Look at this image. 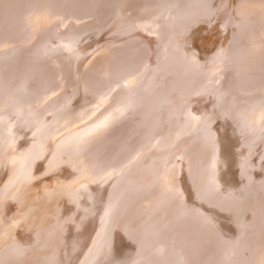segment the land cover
I'll return each instance as SVG.
<instances>
[{
	"label": "rangeland",
	"instance_id": "1",
	"mask_svg": "<svg viewBox=\"0 0 264 264\" xmlns=\"http://www.w3.org/2000/svg\"><path fill=\"white\" fill-rule=\"evenodd\" d=\"M5 1V2H4ZM13 1V2H12ZM23 4H22V2ZM33 2V3H30ZM28 0V1H24V0H0V20L1 22L3 23H0L2 25H0V33L4 32L5 31H10L11 32H8V33H5L3 34V36L5 35L6 37H3L1 34L0 36H2L0 38V73H4V74H0V76H4V77H0V121L1 120H9L8 118H10V120H12V129L10 131L6 130L7 128H3L4 126L1 125L0 123V140L2 141L0 143V153L2 152V154L4 153L3 157H2V154L0 155L1 159H0V245L2 244V247L0 246V253L4 250H7L9 251L8 253L13 256H18V254L20 253H24L25 255L29 252H31L33 249H36L38 248V244H39V241H40V234L38 233L39 231L37 230V217L39 218L40 217V214H42L43 212V206L40 202H36L34 203V205H32V208H30L28 205L27 206H22L20 208H16L14 211H12L10 214L7 215V217L4 216L3 214V204L4 202L8 201L10 204H16L19 202L20 199H22L24 197V195L26 193H28V191H31L33 192L35 195H37V198L39 199H42L44 197H50V198H53V200L57 201L58 203L63 202V206L64 207H68L70 208L71 210L69 211V213H72V210L76 214V216H73L75 217L72 221H68V217H65L63 216L62 217V214H57V216H52V222L51 225H54L55 227H60V226H63L65 223L69 224L68 226L69 227H77L76 226V222L80 219V217H86V213L81 215V212H82V209H84L83 207H86L89 208V209H94V212L97 211V208H98V211L96 213L93 214V216L95 217V214H96V217H102V213H104L105 211H109L111 213L112 209L113 210V215L114 213L116 212V210L118 211L119 208L122 206V201L119 202L120 200H118V198H120L119 196V191L120 189H122V186L127 184L128 182L129 183H135L136 180L138 181L137 177H133L135 175H132L131 177V170L133 169H136L137 170V166H136V162L134 159H130V163L128 162V166L126 167L125 165L121 167V165H117L116 167H114V169H108L106 170L105 172L103 171H100V172H97V174H91V173H95L96 171H94L95 169H97V165L99 163V159H100V151H102L107 145L110 144V141L113 140V134L115 132H117L119 129H122V128H125V129H122L124 130V133L127 137L130 138V140L132 141H135L136 140V143H138V139L140 137V134H144L143 132H139L138 130H141V126L143 125L141 122H144L142 117H143V114L144 116L146 115L145 114V110H147L146 108H144L143 106L146 107V105L148 106L147 108L149 109V107L151 106V104L155 101L156 98H158L159 96V93L164 91L165 88H167L168 85H165L167 81H171V86L169 89L172 90V93L175 91L177 92V94L183 90L185 91L184 87L180 88L178 87V85L180 84L181 82V78H175V79H168V76L166 78V76H163L164 79L160 80L159 82V85L156 86V87H159L162 89H159L158 90V95L156 97V94L155 93L153 98L151 96V100L147 99L146 101H144L142 99V96H140V98H138V101H137V98H136V94L138 93L137 90V86H131L129 87L128 85H125L126 84V80L129 79V78H133V77H138L142 74H145L146 71L150 70V71H153L154 70V73L151 72L150 74L151 75H154V76H157V73L159 74V70L160 69V65H165L167 64L169 61H171L172 63L174 62H178L179 65H184V64H189L190 66H194V72L195 74L197 75V77H201L202 78H206V75H207V78L212 76V82L210 84V92L213 90L215 93L213 94V99L214 101H212L213 103H211V109L210 110V113L208 114L207 117H205L204 119H202L203 123L205 124V128L204 127V124L202 123V128L204 129H200V130H196L193 134L189 135L188 138L189 140L185 143L186 145L184 146V148L187 149V147L190 145L191 141L192 140H199V139H203V143H200L196 145L195 149L192 151V154L194 155V157L197 155V170L199 172V176H198V180L203 184V186H205V188H209L210 190L213 191V195L215 196H218L221 197V199L223 201H229V200H232V199H229L228 197L229 196H232L234 194H236L234 199L237 200V204L239 205L237 208H239L241 210V212H245L246 215H244L246 218L248 217V221H242V223L239 224V226H241L243 224V226H246L247 227H229L230 228V233L233 234L235 233V231H242L241 233L244 234L246 237H242V234L241 233H238L236 232V239H240V240H236L238 244L237 246H242V249L244 247L245 244H247L243 249L242 251L240 252H237L235 253V257L233 260L234 263L233 264H245V263H249L250 261H252L255 257L256 254H254L255 252H257L256 249L259 248V243L262 244V241H263V238L262 236H264V211L262 212V210L264 209H261V207H258V206H262L260 205V203L264 202V133L261 134L259 133L258 131H260L261 129H259L258 131H256V128H252V131H249L242 128L240 129L239 126H237V124L235 123L236 120L234 119V115H233V111L236 110L237 108V111L241 114H239L240 116H242V114H246L247 111H245L246 109V103L244 102V100H241L240 98H236V99H227L226 97L224 98V96H221V98H218V91H222L225 89V86L227 87V85L230 86V84H234L235 82H238V83H245V79L244 78V74H251L255 71L252 68L248 67L249 66V63L250 62H253V64H259L257 66H262L264 68V60H261L263 59L264 57V24L260 23L259 22V19L260 21L261 18L260 16L264 15V0H243V2H241L242 0H234V1H237V2H234L232 0H228V2L226 0L224 1H220V0H167V3L166 0H141L143 2H145L143 5L140 1L136 2L135 0H133V2L131 3V0H128L130 1L128 3V1L126 0H111L110 3H111V8L109 10V8L106 10V11H102L100 13H98V9L96 10V6H97V0H55V2L53 1H50V0H45V1H48V2H52L51 4H49L48 2L46 3L44 0L41 1L40 0ZM80 1V3H79ZM84 4H82V2ZM88 1V2H87ZM156 1V2H155ZM163 1V2H161ZM221 3H220V2ZM226 1V2H225ZM240 1V2H239ZM10 2L9 6L7 5L8 3ZM18 2V3H17ZM36 2V3H35ZM39 2V4H38ZM45 2V5H43V3ZM59 2H62V3H59ZM86 2V4H85ZM92 2V5L95 6L93 9L89 8V6L91 5L90 3ZM115 2V3H114ZM123 2V3H122ZM149 2V3H148ZM162 4H161V3ZM172 2V3H171ZM242 3L241 5H245L244 3H247L250 5V8H251V16H248V18H246L244 16L243 13H241L242 11L239 9L240 7L238 5H240L239 3ZM3 6H2V4ZM125 3V4H124ZM126 3H128L126 5ZM131 3V4H130ZM152 5H151V4ZM159 3V4H158ZM176 3V4H174ZM218 3H220L218 5ZM223 3V4H222ZM227 3V4H226ZM238 3V4H237ZM25 4V5H24ZM48 5H51V6H47ZM53 4V5H52ZM58 4V5H57ZM62 4V5H61ZM117 4V5H116ZM135 4V5H134ZM137 4V5H136ZM139 4V6H138ZM154 4V6H153ZM155 4H158L160 5L159 7H157L158 5H155ZM171 4V6H170ZM226 4V6H225ZM237 4V5H236ZM257 6H255V5ZM4 5H5V10H4ZM17 5L16 7H12V6H15ZM28 5V7H27ZM59 6V8L57 6ZM67 5V6H66ZM83 5V6H82ZM87 7L86 5H89L88 8H85L84 7ZM133 8H131V6ZM142 5V7H140ZM146 7H145V6ZM149 5V6H148ZM217 5V7H216ZM236 5V7L234 6ZM7 6V7H6ZM19 6V7H18ZM21 6V7H20ZM24 6L26 7L24 9ZM30 6V7H29ZM53 6V7H52ZM61 6L63 8H61ZM74 6V7H73ZM81 6V7H80ZM116 8H115V7ZM129 6V7H128ZM154 8H152V7ZM162 6V7H161ZM164 6V7H163ZM221 6V7H220ZM228 6V7H227ZM239 8H238V7ZM255 6V7H254ZM32 7V8H31ZM42 7V9H41ZM45 9H44V8ZM49 8H56L58 10L56 11H61L62 12H56V11H53L52 9H50L51 11H53L52 13L49 12L50 10L48 9ZM114 7V8H113ZM219 7V8H218ZM227 9H226V8ZM235 9H233V8ZM12 9L10 11H8L7 9ZM19 8V9H18ZM31 8V9H30ZM40 8V9H38ZM82 8L85 10H82ZM130 10H129V9ZM134 8H137L134 9ZM144 8V9H142ZM147 8H148V12H147ZM161 8V9H160ZM227 11V14L226 11ZM255 8V10H254ZM16 9V10H14ZM33 9V10H32ZM79 9V10H78ZM87 9V10H86ZM125 9V10H124ZM126 9H128L126 11ZM139 9V11H138ZM142 9V10H141ZM158 9V10H157ZM160 9V10H159ZM201 11H200V10ZM220 9H223L220 11ZM238 9V11L236 10ZM18 10V13L17 12ZM20 10V11H19ZM27 12L25 13L24 11ZM48 13H46L45 12ZM65 13H64V11ZM88 10H90V12L94 13V15L90 13L91 17H89V12ZM132 10L137 13L135 14L134 12H132ZM163 10V11H162ZM237 13H240V16L235 13L236 11ZM253 10V11H252ZM6 11V12H5ZM12 11V13H11ZM43 11V13H42ZM73 11V12H72ZM83 11V12H81ZM95 11V12H93ZM126 11V12H125ZM144 11V12H142ZM212 11V12H211ZM220 11V12H219ZM4 12V14H3ZM81 12V13H80ZM87 12V14H86ZM110 12V14H109ZM125 12V13H124ZM128 12V13H127ZM8 13V14H7ZM45 13V14H44ZM51 13V14H50ZM68 13V14H67ZM76 13V15H75ZM108 13V14H106ZM213 13V14H212ZM235 13V14H233ZM3 14V15H2ZM13 16L11 17V15ZM16 14V15H15ZM43 14V15H42ZM56 14V15H54ZM59 14H61L62 16L61 17H58L60 16ZM63 14H66V16H64ZM82 14V15H81ZM88 15L84 17V15ZM104 14V15H103ZM106 14V15H105ZM112 14V15H111ZM133 14H134V17H133ZM198 14V15H197ZM225 14V15H224ZM232 14L234 15V17L232 16ZM8 15V16H7ZM19 15V17H18ZM47 18L50 17L51 21L46 19V16ZM58 15V16H57ZM96 15V16H95ZM103 15V17L101 18L100 16ZM211 15V16H210ZM219 15V16H218ZM228 15V17H227ZM239 18V21H236L237 20V17ZM1 16L4 17V19H1ZM5 16L9 17V20H13V21H17L18 23H13L12 21V26H8L9 24L6 23L8 22L7 19H5ZM44 16V17H43ZM52 16V17H51ZM71 16V17H70ZM81 16V18H80ZM104 16L106 17V19L104 18ZM116 16V17H115ZM132 16V18H131ZM220 16H223L220 18ZM226 16V17H225ZM10 17L12 19H10ZM18 17V18H17ZM75 17V18H73ZM91 19H89V18ZM95 17V18H94ZM98 17V18H97ZM138 17V19H137ZM218 17V18H217ZM241 17V18H240ZM244 17V18H243ZM15 18H17L15 20ZM41 18V19H40ZM45 18V19H44ZM54 18V19H52ZM65 18V19H64ZM67 18V20H66ZM72 18V19H71ZM77 18V19H76ZM81 20H80V19ZM83 18V19H82ZM86 18V19H85ZM99 18L101 19L98 20ZM108 18V19H107ZM110 18V19H109ZM211 18V19H210ZM216 18V20H214ZM228 20H226V19ZM44 19V20H42ZM57 19V20H56ZM61 19V20H60ZM96 21L97 26H95V22L94 20ZM104 19V20H103ZM161 21H160V20ZM176 19V20H175ZM210 19V20H209ZM222 22H220L219 20ZM223 19V20H222ZM245 19V20H244ZM250 19V20H249ZM46 20V21H45ZM48 20V21H47ZM69 20V21H68ZM70 20L72 21L71 24L70 23ZM75 20V21H74ZM80 20V21H79ZM83 20H87V21H83ZM88 20H91L90 22ZM109 20V21H108ZM113 20L116 22V25L115 23L113 22ZM130 20V21H129ZM133 20V21H132ZM212 20H214L212 22ZM235 20V21H234ZM241 20H243L242 22H240ZM247 20V21H246ZM43 21V22H42ZM58 21V22H57ZM60 21V22H59ZM63 21V22H62ZM66 21V22H65ZM78 21V22H77ZM83 21V22H82ZM106 21V22H105ZM217 21V22H216ZM234 21V23H233ZM52 22V23H51ZM88 25H87V23ZM93 22V23H92ZM102 24H101V23ZM128 22V23H126ZM164 22V23H163ZM210 22V24L212 25V27L216 24L215 27H211V25L208 23ZM246 22V23H245ZM251 22V23H249ZM21 23V24H20ZM44 23V25L42 24ZM56 23V24H55ZM62 23V24H61ZM64 23V24H63ZM70 23V24H69ZM81 23H84V24H81ZM126 23V24H124ZM229 23V24H228ZM232 26H231V24ZM243 23L244 26H241L243 24H240ZM18 24V25H17ZM66 24V25H65ZM80 24V25H78ZM93 26L91 27L90 26ZM112 24H114L115 26H112ZM122 24V25H121ZM186 24H187V27H186ZM218 24V25H217ZM239 24V25H237ZM249 24V25H247ZM8 27H6V26ZM16 28H15V26ZM36 25V26H35ZM41 25V26H39ZM57 25L59 27H57ZM194 25V26H193ZM208 27H207V26ZM210 25V26H209ZM252 25V26H250ZM256 27H255V26ZM43 27V29H41V27ZM55 26V27H54ZM63 26V27H62ZM67 29H66V27ZM78 26V27H77ZM82 26H84L83 29ZM90 26V27H89ZM111 26V27H110ZM160 26V27H159ZM190 26V27H189ZM198 26V27H197ZM4 27V29H3ZM20 27V28H19ZM37 27V28H36ZM40 29H39V28ZM79 27L81 30H79ZM96 27V28H95ZM109 27V28H108ZM165 27V28H163ZM192 27H194L192 29ZM244 27V28H243ZM248 27L250 30V32L247 30ZM13 28V30H12ZM22 30V31H19V29ZM29 28L31 30H29ZM35 28V29H34ZM45 28V29H44ZM48 28V29H47ZM61 28V29H60ZM73 28V29H72ZM98 28V29H97ZM113 28V29H112ZM115 28V29H114ZM159 28V29H158ZM197 28V29H196ZM224 28V30H223ZM241 28V30H240ZM245 28L247 30V32L249 34H251V37H248V38H251V40H254V42L251 41V43H247V40L244 37V34L243 32H245ZM55 29V30H54ZM63 29V30H62ZM65 29V30H64ZM77 29V30H76ZM91 29V30H90ZM101 29V30H100ZM104 29V31H103ZM191 29V30H190ZM196 29V30H195ZM231 31H230V30ZM254 29V30H252ZM2 30V32H1ZM39 30V31H37ZM42 30V32H40ZM59 30V32H58ZM69 32H68V31ZM77 32H75V31ZM79 30V31H78ZM87 30V31H86ZM110 30V31H109ZM178 30V31H177ZM229 30V31H228ZM233 30V31H232ZM240 30V31H239ZM257 30V31H256ZM15 31L14 33V36H13V32ZM61 31H63V37H62V33ZM83 31V32H82ZM94 31V32H93ZM181 31V32H180ZM191 31V32H190ZM227 31V33L225 32ZM253 33H252V32ZM21 32V33H20ZM30 32V33H28ZM34 34H33V33ZM35 32H37L35 34ZM54 32V33H52ZM56 32V33H55ZM82 32V33H81ZM112 32V33H111ZM124 32V33H123ZM130 32V33H129ZM193 32V33H192ZM225 32V33H224ZM231 32V33H230ZM234 32V33H233ZM12 33V34H11ZM24 35H23V34ZM41 33V36H39ZM45 36H44V34ZM58 33V34H57ZM69 33V34H68ZM78 33V34H77ZM125 33L127 35H125ZM196 33V35H195ZM209 33V34H208ZM229 33V34H228ZM247 33V34H248ZM7 34V35H6ZM33 34V35H32ZM48 34V35H47ZM50 34V35H49ZM52 34L54 36H52ZM57 34V35H56ZM61 36H60V35ZM67 34V35H66ZM71 34V35H70ZM83 34V35H82ZM180 34V36H179ZM190 34V35H189ZM22 35V36H20ZM26 35H29V36H26ZM31 35L33 37H31ZM73 35V36H72ZM122 35V36H121ZM133 35V36H132ZM203 35V36H202ZM205 35V36H204ZM252 35H253V38H252ZM13 36V37H12ZM35 36H37V40L34 38ZM59 36V37H58ZM77 36V37H76ZM111 36V37H110ZM113 36V37H112ZM148 36V37H147ZM189 36V37H188ZM195 39H194V37ZM209 36V37H208ZM263 36V37H262ZM11 37V38H10ZM16 37V38H15ZM21 37V38H20ZM24 40H23V38ZM32 39H35V40H32L31 42V38ZM62 37V38H61ZM73 37V38H72ZM79 37V38H78ZM83 39H82V38ZM109 37V38H108ZM151 37V38H150ZM159 37V38H158ZM180 37V38H178ZM183 37V38H182ZM188 37V38H187ZM201 37V38H200ZM208 37V38H207ZM216 37V38H215ZM234 37V38H233ZM4 38V39H3ZM10 38V39H9ZM19 38V40H17ZM27 38V39H26ZM30 38V39H29ZM52 38V39H51ZM103 38V39H102ZM105 38V39H104ZM163 38V39H162ZM190 38V39H189ZM207 38V39H206ZM212 38V39H211ZM262 38V39H261ZM9 39V40H8ZM13 39V40H12ZM49 39V40H48ZM82 39V40H80ZM185 39V40H184ZM229 39V40H228ZM258 39V40H257ZM10 40L13 41L10 42ZM16 40V41H14ZM23 40V41H22ZM29 41V44L27 43ZM41 40H44V41H41ZM47 40V41H46ZM76 41V43H74L73 41ZM150 40V42H149ZM204 40H210V41H213V42H217V46L215 45H211L210 42L208 41V44H206L204 47H202L200 45L199 42L201 41H204ZM256 40V42H255ZM6 41V42H5ZM18 41V42H17ZM21 41V42H20ZM38 41V42H37ZM41 41V43H40ZM49 41V42H48ZM182 41V43H181ZM219 41V43H218ZM20 42V43H19ZM26 42V43H24ZM37 42V43H36ZM24 43V44H22ZM31 43V44H30ZM33 43V45H32ZM35 43V44H34ZM42 45H40V44ZM61 43V44H60ZM105 43V45H104ZM132 43V44H131ZM174 43V44H173ZM19 44V45H17ZM38 44V45H36ZM145 44V45H144ZM154 44V45H153ZM176 44V45H175ZM24 45V46H23ZM26 45V46H25ZM36 47H35V46ZM131 45V46H130ZM148 45V46H146ZM182 47H180V46ZM184 45V46H183ZM29 46V47H27ZM146 46V47H145ZM150 46V47H149ZM173 46V47H172ZM17 47H19L17 49ZM24 47V48H23ZM105 47V48H104ZM123 47V48H122ZM140 47V48H139ZM228 47V48H226ZM21 48V49H20ZM23 48V49H22ZM64 48V49H63ZM104 48V49H103ZM109 48V49H108ZM129 48V49H128ZM150 50H148V49ZM183 48V49H181ZM263 48V49H262ZM25 49V51H24ZM27 49V50H26ZM34 49V50H33ZM60 49V50H59ZM66 49V50H65ZM215 49V50H214ZM219 49V51H221V53L217 50ZM261 49V50H259ZM22 50L24 52H22ZM32 50V51H31ZM106 50V51H105ZM126 50V51H125ZM144 50H145V53H144ZM146 50H148V52H146ZM226 50V51H225ZM16 51H19L16 52ZM28 51V52H27ZM57 51V52H56ZM60 51V52H59ZM68 51V53H67ZM102 51V52H101ZM127 51H129L127 53ZM135 51V52H134ZM137 51V52H136ZM185 51V52H184ZM232 51V52H231ZM16 52V53H15ZM35 52V53H34ZM100 52V54H99ZM113 52V53H112ZM124 52V53H123ZM190 52V53H189ZM234 52V53H233ZM236 52V53H235ZM24 53V54H23ZM26 53V54H25ZM28 53V55H27ZM56 53V54H55ZM62 53V54H61ZM109 53V54H108ZM139 53H143L142 55L139 54ZM148 53V54H147ZM177 53V54H176ZM229 53V55H227ZM241 53V55H239ZM246 53V54H245ZM14 54V55H13ZM38 57H37V55ZM59 54V55H58ZM66 54H69V55H66ZM105 54V55H104ZM115 54V55H113ZM119 54V55H118ZM138 54V55H136ZM147 54V55H145ZM192 56V58L190 57V55ZM225 54V55H224ZM231 54V55H230ZM234 54V55H233ZM236 54V55H235ZM244 54V55H243ZM36 56V59H39L38 60H35V56ZM57 55V56H56ZM95 55V56H94ZM98 55L100 58H98ZM101 55V56H100ZM103 55V56H102ZM112 55H113V58H112ZM142 56V57H139V56ZM219 55V57L217 56ZM243 55V57H242ZM25 56V57H24ZM43 56V58H42ZM47 56V57H46ZM60 56V57H58ZM70 57V59H68V61H73V63L69 62L67 63V58L66 57ZM106 56V57H105ZM110 56L112 58L114 62V71L110 72V74L108 75V79L110 80V82L112 83L113 87H111L112 91L109 90V94L107 95V97L105 96L104 98H97L94 97V101L92 102V105L95 106L96 103H98L97 101H99V106H101L102 108H100V110H97L96 112H92V116L93 117H98L99 118V115L101 114V117L102 118H99L100 120H96L98 118H89V119H86V120H81L83 117V115L85 116L86 114L83 113L82 111H84V105H85V102H83V98L81 97L80 93H78L81 89L78 87L79 85L77 84H80V80L85 77V76H88L90 73L89 71L92 69L91 66L93 67V69H96L95 66H97L99 64V60L103 63V60L107 57L110 59ZM131 56V57H130ZM136 56V57H135ZM138 56V58H137ZM146 56V57H145ZM180 56V57H179ZM183 58H182V57ZM223 56V57H222ZM231 60H230V57ZM236 56V57H234ZM17 57V59H16ZM18 57L20 59H18ZM27 57V59H26ZM30 57V58H29ZM46 57V58H45ZM64 57V58H63ZM68 57V58H69ZM94 57V58H93ZM168 57V58H167ZM185 57V58H184ZM189 57V58H188ZM196 59H195V58ZM227 57V58H225ZM26 60H24V59ZM33 58V59H32ZM41 58V59H40ZM50 58V59H49ZM53 58V59H52ZM74 58V59H73ZM85 58V59H83ZM93 58V59H92ZM98 58V59H97ZM118 58V59H117ZM127 60H126V59ZM142 60H140V59ZM218 58V59H217ZM14 59V60H13ZM16 59V60H15ZM30 59V60H29ZM44 59V61H43ZM58 59V60H57ZM81 59V60H79ZM82 59H83V62H82ZM92 59V61H91ZM97 59V61H96ZM135 59V60H134ZM166 59V62H164ZM184 59V60H183ZM187 59V60H185ZM189 59V61H188ZM221 59V60H219ZM226 62H224V60ZM234 59V60H233ZM241 59V60H240ZM251 59V60H250ZM13 60V61H12ZM19 60V61H18ZM24 60L25 63H26V67H25V64H24ZM29 60V61H28ZM32 60H35V64L32 63L33 61ZM48 60V61H47ZM66 60V61H65ZM86 60V61H85ZM88 60V61H87ZM117 60V61H116ZM123 60V61H122ZM128 60L130 62H128ZM195 60V62L193 61ZM197 60V61H196ZM204 60V61H203ZM21 61V62H20ZM32 61V62H31ZM81 61V62H79ZM94 61H96L94 63ZM127 62V65H126V62ZM137 61V62H135ZM141 61V63H139ZM188 63H187V62ZM13 62L15 64H13ZM20 62V63H18ZM31 62V63H30ZM39 62V63H38ZM53 64H52V63ZM66 62V64H65ZM79 62V64H77ZM92 62V63H91ZM124 62V64L122 63ZM143 62V63H142ZM160 62V63H159ZM164 62V63H163ZM184 62V63H182ZM23 63V64H22ZM57 63V64H56ZM98 63V64H97ZM136 63V64H135ZM182 63V64H180ZM202 63V64H201ZM8 64H10L11 66H9ZM33 64V65H31ZM39 64V66H38ZM52 64V65H51ZM56 64V66H55ZM73 64V65H72ZM92 64H95L92 65ZM118 64V65H117ZM160 64V65H159ZM202 66H206V68L204 69V67ZM263 64V65H262ZM24 65V67H22ZM28 65V67H27ZM30 65V67H29ZM58 65V66H57ZM67 67L70 65L72 67V69L70 70L71 67ZM82 65V66H81ZM89 65H91L89 67ZM126 65V67H125ZM133 65V67L131 66ZM140 65V66H139ZM156 65V66H155ZM188 65V66H189ZM13 66L15 68H13ZM17 66V67H16ZM33 66V67H32ZM54 66V67H53ZM80 66V67H79ZM88 66L89 68H84ZM99 66V67H98ZM97 66V68H100L101 66V63ZM120 66H123L122 69H117L116 71V68H119ZM131 66V68H130ZM147 66L149 69H147ZM158 66V67H157ZM229 66V68H228ZM11 67V69H10ZM20 67V68H18ZM42 67V68H41ZM65 67L67 68L68 72H65L67 71L65 69ZM79 67V68H78ZM95 67V68H94ZM146 70H145V68ZM153 67V68H152ZM171 67V66H170ZM202 67V68H201ZM207 67H208V70H207ZM22 68V69H21ZM27 70L28 69V72L25 71V69ZM31 68V69H30ZM45 68V70H44ZM55 70H54V69ZM61 68V69H60ZM63 68L65 70H63ZM78 68V69H77ZM86 70H84V69ZM133 68V69H132ZM144 68V70H143ZM254 68H257V67H254ZM8 69V70H7ZM15 69V70H14ZM17 69V70H16ZM21 69V71H20ZM33 69V70H32ZM79 69H82L80 72H79ZM89 69V71H87ZM143 71H142V70ZM235 69V70H234ZM252 69V71H251ZM11 70V71H10ZM29 75V71H31ZM142 72H141V71ZM157 70V71H156ZM248 70V71H247ZM254 70V71H253ZM8 71L9 75L13 76V77H10L8 75V73L6 72ZM17 71V72H16ZM24 71V72H23ZM37 71V73H36ZM41 71V72H40ZM46 73H45V72ZM56 73H55V72ZM60 71V73L58 72ZM69 71H71L69 73ZM74 71V72H73ZM78 71V72H77ZM83 71H85V74L86 72L88 74L84 75ZM205 71V73H204ZM207 71V72H206ZM12 72V73H11ZM23 72V73H22ZM26 72V73H25ZM35 72V73H34ZM157 72V73H156ZM180 74L182 75V68L180 70ZM211 72V73H210ZM234 72V73H233ZM11 73V74H10ZM18 73V74H17ZM34 75H33V74ZM49 73V74H48ZM54 73V74H53ZM64 73H69L68 76L67 74H64ZM133 73V74H132ZM136 73V74H135ZM153 73V74H152ZM156 73V75H155ZM163 75L166 73L165 71H162ZM200 73V74H199ZM208 73H210V75L208 76ZM17 74V75H16ZM22 74V75H21ZM25 74V75H24ZM74 74V75H73ZM81 74L83 75V77L81 76ZM5 75H8V76H5ZM22 77H21V76ZM29 75V76H28ZM36 75V76H35ZM123 75V76H122ZM135 75V76H134ZM16 76H20L18 78V80H16L15 78H17ZM25 76V77H24ZM32 76V77H31ZM34 76V78H33ZM43 76V77H42ZM61 76V77H60ZM64 76V77H63ZM66 76V77H65ZM80 76V77H79ZM118 76V78H117ZM8 77V79L12 82H10L9 80H7L6 78ZM30 77V78H28ZM59 77V78H58ZM68 77V78H67ZM74 77V78H73ZM237 77V78H236ZM13 80H12V79ZM46 78V79H45ZM70 78V80L68 81V79ZM78 78H81V79H78ZM87 79V77H85ZM145 78H147V76H145ZM228 78V79H227ZM236 78V79H235ZM6 79V81H5ZM33 79V80H32ZM67 82L65 83L64 81ZM78 79V80H77ZM84 79V78H83ZM84 79V80H86ZM238 79V80H237ZM15 80H16V83H15ZM37 80V81H36ZM53 80V81H51ZM55 80V81H54ZM63 80V81H62ZM164 80V81H163ZM225 80V81H224ZM19 81V82H17ZM32 81V82H31ZM33 81H36L35 82V85ZM41 81V82H40ZM58 81V83H57ZM89 81V79H88ZM166 81V82H165ZM5 84V87H4V84ZM6 82V83H5ZM55 82V83H53ZM59 82L63 83V84H59ZM79 82V83H78ZM229 83V84H226V83ZM71 83L72 86H71ZM9 86H7V85ZM39 85V86H38ZM54 85H55V90H54ZM64 85V86H63ZM66 85V86H65ZM111 85V86H112ZM144 85V84H143ZM161 85V87H160ZM212 85V86H211ZM42 86V87H41ZM50 86V87H48ZM58 86V87H57ZM60 86V87H59ZM78 88H77V87ZM150 83L145 85V87L147 88L146 89V92L149 93L150 91H154L155 89V85L154 87H151L152 89H150ZM165 86V88H164ZM28 87V88H27ZM34 87V89H33ZM37 87V88H36ZM40 87V88H39ZM46 87V88H45ZM52 87V88H51ZM121 87V88H120ZM135 87V88H134ZM148 87H149V90L150 91H147L148 90ZM5 88V89H4ZM31 88V89H30ZM46 90H45V89ZM61 88V89H60ZM133 88V91L135 92H131L130 89ZM154 88V89H153ZM41 89V90H40ZM53 89V90H52ZM61 91H60V90ZM64 89H66V91H64ZM76 89V90H75ZM117 89V90H116ZM120 89V90H119ZM125 89V90H124ZM164 89V90H163ZM35 90V91H34ZM39 90V92H37ZM43 90V91H42ZM45 90V91H44ZM51 91L50 93L48 91ZM59 90V91H58ZM128 90V91H127ZM33 91V92H32ZM62 91L64 93H62ZM76 91V93H75ZM119 91L121 93H119ZM208 91V92H209ZM217 91V93H216ZM112 92V95L111 93ZM4 93V95H3ZM6 93V94H5ZM8 93V94H7ZM24 93V94H23ZM27 93V94H26ZM34 93L38 94V96L34 95ZM55 93V94H54ZM78 93V94H77ZM108 93V92H107ZM128 93V94H127ZM163 93V92H162ZM41 94V96H40ZM54 94V97H53V101H52V96ZM119 94H122L121 96ZM135 95L133 97H131V95ZM161 94V93H160ZM7 95V96H6ZM57 95V96H56ZM76 95V96H75ZM78 95V96H77ZM111 95V96H110ZM128 95V98H125L127 97ZM130 95V96H129ZM4 96V97H3ZM33 96H35L33 98ZM51 96V97H50ZM80 96V98H79ZM8 98V99H5V98ZM78 100H76V98ZM113 97V98H112ZM117 98L115 101L116 104H120L122 102V104H128L130 105L131 103L129 102L130 98L131 100H133L132 102H135L139 103L142 102V105H140L141 108H139L138 106H135V108H133V110L129 112L125 111L124 109H122V113H125L123 115L120 114V113H115L117 115H114V120L113 119H110V120H106L107 118V113H104L105 111V107L106 105L109 104V102H111L112 99H115ZM120 97V99L118 98ZM178 97V96H177ZM50 98V99H49ZM61 98V100L59 101V99ZM133 98V99H132ZM224 99L221 101V99ZM110 101H108V100ZM154 99V100H153ZM6 100V101H5ZM33 100V101H32ZM51 100V102H50ZM74 100V102H73ZM81 100H82V103H81ZM101 100V101H100ZM119 100V101H118ZM48 101V102H47ZM76 101V102H75ZM144 101V102H143ZM153 101V102H151ZM224 101V102H223ZM231 101V102H230ZM72 102V103H71ZM79 102V103H78ZM103 102V103H102ZM107 102V103H106ZM114 103V100L112 101ZM149 102V103H148ZM167 102V101H166ZM164 103L165 106L166 104L169 103V100L167 103ZM220 104H219V103ZM234 102V103H233ZM242 102V103H241ZM10 103V104H9ZM12 103V105H11ZM17 106H16V104ZM23 105V107L21 108V105ZM44 103V104H43ZM103 104V105H100V104ZM149 105H148V104ZM217 103V104H215ZM231 103V104H230ZM237 103V104H236ZM5 104V105H3ZM9 104V106H7ZM19 104V105H18ZM59 104V105H58ZM80 104V105H79ZM105 104V106H104ZM115 104V105H116ZM146 104V105H145ZM245 104V105H244ZM11 105V106H10ZM56 105V106H54ZM86 105H88V101L86 102ZM92 105H90V107H88L89 109L92 107ZM170 105V104H169ZM217 105V106H216ZM219 105V107H218ZM234 109L231 110V108H228L230 106ZM235 105V107H234ZM242 105V106H241ZM35 106V107H34ZM45 106V107H44ZM54 108H53V107ZM83 106V107H82ZM171 106H176V104H171ZM221 106V107H220ZM241 106V107H240ZM28 107V108H27ZM38 107V108H37ZM52 107V108H51ZM87 107V106H86ZM152 107V106H151ZM150 107V108H151ZM163 108H165L164 106H162ZM170 107V106H169ZM224 107V108H223ZM240 107V108H239ZM244 108V113H242L243 109L241 108ZM9 108V109H8ZM12 108V109H11ZM17 108V110H16ZM24 108V109H23ZM29 109V112L27 111V109ZM41 108V109H40ZM167 108V107H166ZM165 108V109H166ZM2 109V110H1ZM19 109H21L19 111ZM31 109V110H30ZM35 109V110H33ZM78 109V110H77ZM164 109V110H165ZM222 109L224 111H222ZM24 110V112H23ZM38 110V111H37ZM41 110V111H40ZM67 110L69 112H67ZM141 112H140V111ZM144 110V111H143ZM230 110V114L228 115L227 111ZM27 111V112H26ZM73 111V112H72ZM171 111H173V113H171ZM168 114H165L166 117L164 119V121L166 122L165 125H167L164 128H161L159 130V133L157 131V133H155V135L153 136V134H149L147 133V140L150 141V144L152 145L148 150H146L144 153L143 156L146 157V152H150L152 153L153 149L157 148L156 145L158 144L157 142H161V139H158L159 138V135H160V138H162V141H164V139L166 138V135H168L169 133L172 134L174 132V130L178 129V125L180 124L181 121H184V119H187L185 117H183L182 115H179L178 114V111L177 109H172ZM220 111V112H219ZM241 111V112H240ZM1 112H3L1 114ZM7 112V113H6ZM22 112L27 116L23 114L22 115ZM33 112V113H32ZM82 112V114H81ZM98 112V114H97ZM101 112V113H100ZM127 112V113H126ZM167 112V111H166ZM17 115H16V114ZM38 113V115H37ZM65 113V114H64ZM67 113V114H66ZM91 113V112H90ZM106 116H104L103 114ZM143 113V114H142ZM171 113V115H169ZM223 113V114H222ZM19 114V115H18ZM46 116H45V115ZM52 114V115H51ZM62 114V115H60ZM64 114V116H63ZM97 114V115H96ZM235 114V113H234ZM80 115V116H79ZM121 115V116H120ZM169 115V116H168ZM233 115V116H232ZM23 116V117H22ZM35 116V117H33ZM37 116V117H36ZM123 116V117H122ZM171 116V117H170ZM53 117V119H52ZM73 117V118H72ZM86 117V116H85ZM84 117V118H85ZM122 117V118H121ZM215 117V118H214ZM75 118V119H74ZM80 118V119H78ZM119 118V119H118ZM145 118V117H144ZM183 118V119H182ZM245 118V117H244ZM241 119L242 122L245 123V119ZM25 119V121H24ZM28 119V120H27ZM56 119V120H55ZM73 119V120H72ZM212 119V121H211ZM224 119V120H223ZM19 120V121H18ZM22 120V121H21ZM31 120V121H30ZM72 120V121H71ZM88 120V121H87ZM91 120V121H90ZM130 120V121H129ZM133 120V121H132ZM145 120V119H144ZM173 120V121H172ZM209 120V121H208ZM234 121V123H232V121ZM59 121V122H58ZM95 121V122H94ZM176 121H180L179 124L177 125V128H174L173 125L176 123ZM90 122H94L95 124L91 123ZM103 122V123H101ZM105 122H108L106 125H104ZM112 124H111V123ZM133 122V123H132ZM172 122V124H171ZM186 122H191V120H186ZM217 122V123H216ZM231 122V123H230ZM110 123V124H109ZM129 123V124H128ZM209 123V124H208ZM223 123V124H222ZM16 124V125H15ZM27 124V125H26ZM42 124V125H41ZM45 124V128H43ZM86 124V126L84 125ZM127 124V125H126ZM213 126H211V125ZM233 124V125H232ZM14 125V126H13ZM30 125V126H29ZM31 125H33V128ZM59 125L61 127H59ZM84 125V126H83ZM91 125V127H90ZM104 127H101L103 126ZM110 125V126H109ZM124 125V126H123ZM169 125V126H168ZM211 127H210V126ZM235 125V126H234ZM16 126V127H15ZM83 126V128H81ZM95 126V127H94ZM129 126V127H128ZM210 128H209V127ZM234 126V127H233ZM3 130H2V128ZM18 127V128H17ZM30 127V129H29ZM80 127V128H79ZM86 127V128H85ZM111 127V128H110ZM170 127V129L168 128ZM182 127H184V129H187L188 127L185 125V124H182ZM238 127V128H236ZM253 127V125H252ZM16 128V129H15ZM28 132V136L26 134V131ZM31 128H33L31 130ZM109 128V130H108ZM168 128V129H167ZM234 128V129H233ZM21 129V130H20ZM29 129V131H28ZM74 129V130H72ZM208 129H211V130H208ZM232 129V131H231ZM236 129V130H235ZM239 129V130H238ZM254 129V131H253ZM58 130V132H57ZM86 130H88L86 132ZM175 130V131H176ZM217 132H216V131ZM220 130H222L223 133L221 134H224V135H221L220 134ZM235 132H234V131ZM243 130V132H241ZM3 131V132H2ZM7 131V133H6ZM19 131V132H18ZM54 131V132H52ZM70 131V132H69ZM106 131V132H105ZM161 131V132H160ZM169 132V133H166ZM178 131V130H177ZM188 131V129L186 130ZM185 131V132H186ZM204 131V132H203ZM206 131V132H205ZM209 131V132H207ZM211 131V133H210ZM213 131V132H212ZM220 131V132H219ZM238 131V132H237ZM10 132V133H9ZM12 132V133H11ZM15 132V134H14ZM52 132V133H51ZM215 132V133H214ZM249 132V134H248ZM8 133H9V136H8ZM76 135H75V134ZM97 133V134H96ZM207 133H210V134H207ZM216 133H217V136H216ZM219 133V134H218ZM259 133V134H258ZM4 134V135H3ZM26 134V135H25ZM52 134V135H50ZM94 134V135H93ZM174 134V133H173ZM176 134V133H175ZM5 135H7V138L5 139ZM81 135V136H80ZM93 135V136H92ZM96 135H98L96 137ZM213 137V139H211V136ZM228 135V137H226ZM246 135H249V137L251 138L250 140H246V139H249L248 136L246 137ZM21 136V137H20ZM79 136V137H77ZM152 136V138H150ZM158 136V137H157ZM164 139H163V137ZM208 136V137H206ZM220 136V139L219 137ZM223 136V138H222ZM232 136V137H231ZM234 136V138H233ZM25 137V138H24ZM50 137H52L50 139ZM87 137V139H86ZM93 140H92V138ZM156 137V138H155ZM239 137V138H238ZM245 137V138H244ZM24 138V139H23ZM150 138V139H149ZM154 138V140H152ZM187 138V139H188ZM194 138V139H193ZM217 138V139H216ZM227 138V139H226ZM231 138V139H229ZM237 138V139H236ZM8 139V140H7ZM89 139V140H88ZM215 139V140H214ZM224 139H226L225 141H223ZM235 139L237 141H235ZM244 139V140H243ZM7 140V141H6ZM23 140V142H22ZM42 140V141H41ZM69 141V143H67ZM73 140V141H72ZM91 140V141H90ZM152 140V142H151ZM160 140V141H159ZM219 140V141H218ZM222 140V141H220ZM240 140V142H239ZM6 141V142H5ZM33 141H36L39 146L42 145V149L43 147H46L47 144H49V146H47L46 148H48L47 150H43L42 149H39L38 148V144L33 142ZM48 141H50L48 143ZM72 141V142H71ZM89 141V142H88ZM93 141V142H92ZM210 141V142H209ZM212 141H214L213 143H211ZM234 141V142H232ZM252 141V142H251ZM61 146H60V144ZM83 142L86 143V145L83 144ZM209 142V143H208ZM256 142V143H255ZM259 142H262V143H259ZM22 143V144H21ZM41 143V144H40ZM46 143V144H45ZM63 143V144H62ZM66 143V144H64ZM71 143V144H70ZM109 143V144H108ZM153 143H157V144H153ZM218 143V144H217ZM223 143V144H222ZM226 143V144H224ZM246 143V144H244ZM7 144H12L11 145V149L8 150L9 153L8 155H6V153L4 151H6V148L7 147L6 145ZM28 144V145H27ZM29 147V145H31ZM36 144V145H35ZM82 144V146H81ZM204 144V145H203ZM208 144V146H207ZM212 144V146H211ZM64 145V146H63ZM222 146V147H218V146ZM257 147H256V146ZM5 146V147H4ZM35 146V147H34ZM56 146H60L62 149H63V152L60 151L58 152L59 150H62L60 147L58 148H55ZM69 146V147H68ZM114 148H116L117 145H113ZM155 146V148H154ZM173 146V145H172ZM204 146V147H203ZM217 146V148H216ZM226 146V147H225ZM237 146V147H236ZM4 147V148H3ZM20 147V148H19ZM26 147H28V149H26ZM80 147H83V148H80ZM199 149H198V148ZM213 147V148H212ZM240 147V148H239ZM4 150H3V149ZM20 150H18V149ZM37 151H36V149ZM41 148V146H40ZM44 148V149H46ZM100 148V149H99ZM137 148H135L134 152H138L137 151ZM207 148V149H206ZM216 148V149H215ZM222 148V149H221ZM226 148V149H225ZM246 148V149H245ZM256 148V149H255ZM15 149V150H14ZM31 149V150H30ZM50 149V151H49ZM53 152H52V150ZM66 151H65V150ZM80 149V150H79ZM98 150L97 154L95 155V151ZM197 149V150H196ZM213 149V151H212ZM243 149V151H242ZM252 149V150H251ZM259 149V150H258ZM2 150V151H1ZM55 150L57 151V153H55ZM79 150V152H78ZM151 150V151H150ZM176 150V151H175ZM203 150V151H202ZM206 150V151H205ZM219 150L221 151H224L225 152H235V160H234V163H232L229 168H226L222 171V168L221 170L218 169L219 171L215 172V169H214V164H215V157H218L219 155H221ZM258 150V151H257ZM16 151V152H15ZM24 154H23V152ZM32 151V152H31ZM36 151V152H35ZM40 151L42 153H40ZM65 151V153H64ZM68 151V152H67ZM180 151L179 148L177 150V148L171 150V153L169 154V160L170 161H162L160 158L154 162V160L152 158H149V155L151 156L150 153H147V164H152L154 163L155 164V169L154 171L157 173V175H161L162 177L165 178V181L174 176L176 173V171H180L181 169L184 168V164H186V161L182 160L179 156H177V153ZM202 151V152H201ZM214 153H212V152ZM249 151V153H248ZM16 154H15V153ZM26 152V153H25ZM37 152H38V155H40V158L39 156L37 155ZM82 152V153H81ZM88 152V154H87ZM158 152V151H157ZM172 152H175L176 155H174V153ZM200 152V153H198ZM204 152V153H203ZM220 152V153H219ZM252 152V153H251ZM19 153V154H18ZM21 153V154H20ZM35 153V154H34ZM55 153V154H53ZM86 153V155H85ZM203 155H202V154ZM219 155H218V154ZM222 153V154H224ZM244 153V154H243ZM11 154V155H10ZM28 154L29 157L25 158ZM51 154L54 155L51 156ZM79 156H78V155ZM213 154H216V155H213ZM14 156L15 160L13 157H10V156ZM20 155V156H19ZM25 155V156H24ZM36 155V157L34 156ZM43 155V156H42ZM72 155H76L74 158H72ZM156 154H153V156H155ZM199 155V157H198ZM201 155V156H200ZM239 155V156H238ZM249 155V156H248ZM12 159L10 161V159ZM17 156V157H16ZM47 156V157H46ZM86 156V157H85ZM133 156V153L132 155ZM174 156V157H173ZM177 156V157H176ZM245 158H244V157ZM19 157H24L23 160H25V162H22V158L19 159ZM51 157V158H50ZM77 157V158H76ZM177 159H176V158ZM213 157V158H212ZM240 157V158H239ZM263 157V158H262ZM8 158V159H7ZM36 158V159H35ZM42 158V159H41ZM48 158V159H47ZM83 162H81V160ZM132 158V157H131ZM146 158V159H147ZM162 158V156H161ZM173 158V159H172ZM199 158L203 159V160H200ZM208 158H209V161H208ZM3 159V160H2ZM18 159V160H17ZM31 159V160H30ZM33 159V161H32ZM52 159V160H51ZM55 159V160H54ZM69 159V160H67ZM75 159V160H74ZM86 161H85V160ZM259 159H261L262 161H259ZM6 160V161H5ZM17 160V161H16ZM29 162H28V161ZM37 160V161H36ZM43 160V161H42ZM77 160V161H76ZM88 160V161H87ZM160 160V162H159ZM247 160V161H246ZM34 163H32V162ZM49 161V162H47ZM52 161V163L50 162ZM59 161V163H58ZM61 161V162H60ZM63 161V163H62ZM67 161V162H66ZM94 161V162H93ZM139 161V160H138ZM162 161V162H161ZM177 163H176V162ZM200 161V162H199ZM212 161V162H211ZM22 162V163H21ZM28 162V163H27ZM40 162H41V166L40 168H36V166H39L40 165ZM77 162V163H75ZM80 162V163H79ZM87 162V163H86ZM135 162V163H134ZM142 162V161H140ZM157 162V163H156ZM164 162H168L166 165ZM175 163V166H174V163ZM181 162V163H180ZM252 162V163H251ZM263 162V163H262ZM10 163V164H9ZM25 163V164H24ZM37 163V164H36ZM46 163V164H45ZM47 163H50V164H47ZM61 163V164H60ZM91 163H93L91 165ZM132 163V164H131ZM160 163V165H159ZM171 163V164H170ZM221 163V162H220ZM219 163V164H220ZM250 163V164H249ZM262 163V164H261ZM6 164V165H5ZM32 164L34 166H32ZM60 164V165H59ZM76 164V165H75ZM100 164V163H99ZM130 164V165H129ZM202 164V165H201ZM207 164V165H206ZM5 165V166H4ZM15 165V166H14ZM45 165V166H44ZM49 165V166H48ZM58 165V166H57ZM83 165L87 166V167H84ZM89 165V167H88ZM153 165V164H152ZM18 166V167H17ZM23 166V168H22ZM28 166V167H27ZM55 166V167H54ZM58 168H57V167ZM77 166V167H75ZM80 166V167H79ZM95 166V167H94ZM120 166V167H119ZM130 166V167H129ZM160 166V167H159ZM163 166H166V167H163ZM173 166V167H172ZM250 166V167H249ZM5 167V168H4ZM6 170V168H8ZM11 167V168H10ZM16 167V168H15ZM44 167V168H42ZM49 169L46 170L45 169ZM91 167V168H90ZM163 167V168H162ZM34 168V170L32 169ZM51 168V169H50ZM66 168V169H65ZM77 168V169H76ZM80 168V172L78 171V169ZM85 168V169H84ZM88 168V169H87ZM161 168V169H160ZM165 168V169H164ZM176 168V169H175ZM42 169V170H41ZM45 169V170H43ZM53 169V171H52ZM60 169H65L63 171H61L59 174L57 173L58 171H60ZM94 169V170H93ZM159 169V170H158ZM163 169V170H162ZM8 172V173H6ZM9 170V171H8ZM21 170V172L19 171ZM75 170L74 173H72V171ZM93 170V171H91ZM111 170V171H110ZM135 170V171H136ZM4 171V172H3ZM20 173H19V172ZM37 171V172H36ZM41 171V172H40ZM46 171V172H45ZM66 171V172H65ZM71 171V172H70ZM88 171H91V172H88ZM134 171V170H133ZM158 171V172H157ZM161 171V172H160ZM164 171V172H162ZM166 171V172H165ZM40 172V173H39ZM53 172V173H52ZM55 172V173H54ZM65 174H68L67 175H60L62 173ZM68 172H70V174H72L74 177H77L75 179L72 178V175H70ZM82 172V173H81ZM88 172V173H87ZM119 172V173H118ZM160 172V173H159ZM168 172V173H167ZM23 173V174H22ZM32 173V174H31ZM35 173L37 174L35 175ZM50 173V174H49ZM81 173V174H80ZM172 173V174H171ZM175 173V174H174ZM228 173V174H227ZM17 174V175H16ZM21 174V175H20ZM31 174V175H30ZM41 176H40V175ZM78 174V175H77ZM166 174L167 175V179H166V176L164 175ZM169 174V175H168ZM178 176H180V172L177 173ZM46 175V176H45ZM51 175V177L49 176ZM93 175V177H92ZM121 175V177H120ZM129 175V176H128ZM172 175V176H170ZM6 176V177H5ZM18 176V177H17ZM22 176V177H21ZM40 176V177H39ZM59 176V177H58ZM15 177V178H14ZM32 177V178H30ZM34 177V178H33ZM37 177V179H36ZM49 177V178H48ZM58 177V178H57ZM61 177V178H60ZM65 178V180H63V178ZM69 177V178H68ZM46 178V180H45ZM56 178V179H55ZM127 178V179H126ZM131 178V179H130ZM136 178V179H135ZM155 178V177H153ZM28 179V180H26ZM70 179V180H69ZM73 179V180H72ZM126 179V180H125ZM26 180V181H25ZM49 180V181H48ZM55 180V181H54ZM63 180V181H62ZM68 180V181H66ZM113 183H112V181ZM135 180V181H134ZM2 181H4L2 183ZM30 181V182H29ZM71 181V182H70ZM111 181V182H110ZM35 182V183H34ZM48 182V183H47ZM51 182V183H50ZM60 183L57 185V183ZM62 182V183H61ZM65 185H64V183ZM70 182V183H68ZM80 182V183H79ZM123 182V183H122ZM45 183V184H44ZM47 183V186H45ZM53 183H56V184H53ZM73 183V185H71ZM76 185H75V184ZM97 183V184H96ZM109 183V185H107ZM112 183V184H110ZM118 183V184H117ZM4 186H3V185ZM130 184V185H131ZM8 185V186H7ZM50 185V187H49ZM51 185H53L54 187H52ZM96 185V186H95ZM112 185V186H111ZM118 185V186H116ZM256 185V187H255ZM33 186V187H32ZM37 186V187H35ZM55 186L57 188H55ZM63 186V187H62ZM120 186V187H119ZM137 186V185H136ZM136 186H132V188L136 189ZM41 187V188H40ZM45 187V190L43 189ZM62 187V188H61ZM75 187V189H74ZM80 187V188H78ZM252 187V188H251ZM15 188V189H14ZM31 188H33L31 190ZM34 188H36L37 190L35 191ZM61 188V190L59 189ZM112 188V189H111ZM248 190L249 193L251 191H255V193L257 194L256 196H254L253 199H250L252 198V196H249L248 192H242L244 189ZM263 188V190H262ZM9 189V191H8ZM49 189V191H48ZM53 189V190H52ZM115 189V190H114ZM249 189H252L251 191ZM259 189H261V191H259ZM42 190V191H41ZM56 190V191H54ZM59 190V192H58ZM69 191V194H73L72 196L74 197V200L75 203L71 202V201H66L64 198H66L68 196L67 194V191ZM97 190V191H96ZM106 190H111L113 192H111V196H112V200H110L108 202L107 201H103L102 199L99 201L100 199V193L103 192V191H106ZM119 190V191H118ZM8 191V192H7ZM54 193H52V192ZM61 191V192H60ZM77 191V192H76ZM86 194H84L83 192ZM89 191V192H88ZM100 191V192H99ZM44 192V193H43ZM48 192V193H47ZM79 192V193H78ZM94 192V194H93ZM99 192V193H98ZM57 193V194H56ZM65 193V194H64ZM74 193H75V196L79 199H76L75 196H74ZM76 193H78L76 195ZM97 193V195H96ZM115 193V194H114ZM117 193V195H116ZM48 194V195H46ZM52 194V195H51ZM259 194V195H258ZM85 195V196H83ZM89 195V197L87 196ZM91 195V196H90ZM96 195V196H94ZM117 197H116V196ZM54 196V197H53ZM57 196V197H56ZM93 196V197H92ZM119 196V197H118ZM248 196V197H247ZM92 197V198H91ZM122 197V196H121ZM242 197H245L244 199ZM247 197V198H246ZM96 198V199H95ZM99 198V199H98ZM116 198V199H115ZM81 199H86L85 201L84 200H81ZM117 201H115V200ZM121 199V198H120ZM247 199V200H246ZM249 199V200H248ZM257 199V200H256ZM81 200V202H80ZM92 200H96L95 203L93 201L92 203ZM114 200V203L115 202H118L117 203H113L112 205V202ZM245 200V202H244ZM251 200V201H250ZM255 200V202H254ZM91 201V202H90ZM102 201V202H101ZM112 201V202H111ZM90 202V204H89ZM105 202L107 204V207L110 208L108 209L107 207L104 208L103 206L105 205ZM111 202V203H110ZM43 203V202H42ZM109 203L110 205L112 206H109ZM245 203V204H244ZM247 203V205H246ZM254 203V204H253ZM257 203L259 205H257ZM96 204V205H95ZM103 207H101L100 206ZM244 204V205H242ZM249 204V205H248ZM251 204V205H250ZM89 205V206H88ZM117 205V206H116ZM255 207H254V206ZM12 206V205H11ZM42 206V207H41ZM92 206V208H91ZM99 206V207H98ZM242 206V207H241ZM244 206V207H243ZM253 206V207H252ZM257 206V207H256ZM29 208V209H28ZM41 208V209H39ZM101 208V209H100ZM244 208H249V209H245ZM252 208H253V211L256 212L254 213L252 211ZM258 208V209H256ZM104 210V211H100V210ZM107 209V210H106ZM125 209H123L122 213L124 214L125 212ZM251 209V210H250ZM256 209V210H254ZM2 210V211H1ZM22 210V211H21ZM69 210V209H68ZM243 210V211H242ZM20 211V212H19ZM93 211V210H91ZM248 211V213H247ZM251 211V213L249 212ZM68 212V211H67ZM240 212V213H241ZM101 213V214H100ZM111 213V215H112ZM20 214V215H19ZM254 214V215H253ZM259 214H262V215H259ZM17 215H19L17 217ZM112 215V216H113ZM232 218V220H234V216L232 214H230ZM242 214H240V217H241ZM259 215V216H258ZM120 216L121 213H120ZM133 216V215H132ZM263 216V217H262ZM3 217V218H2ZM17 217V218H16ZM30 219H29V218ZM239 217V218H240ZM10 218V219H8ZM13 220H12V219ZM19 218V219H18ZM87 218V217H86ZM112 218V217H111ZM120 218V217H119ZM18 219V220H17ZM24 219V220H23ZM242 219V218H241ZM256 219V220H255ZM262 219V220H261ZM253 220V221H252ZM255 220V221H254ZM12 221H14L15 223H13ZM23 222V224L21 222ZM235 221H237L235 219ZM252 223H251V222ZM258 221V222H257ZM7 222V223H6ZM10 223V225H8V223ZM26 222V223H25ZM246 222H250L249 224H247ZM19 223V224H18ZM24 226H22L21 224ZM33 223V224H32ZM55 223L57 224V226L55 225ZM16 224H18V226H16ZM229 224V223H228ZM12 228H17V230L21 227H23L22 229V233H18L19 237H22L21 239H25L26 236L28 237V235L30 234L31 237H32V240L34 242H36V244H31L29 247L27 246L25 249L23 250H19L20 252H18L17 250H13L14 248L12 247L14 243V241H16L17 238H19L17 236V238L13 235L15 234L14 233V229H11L10 226H12ZM232 225V224H231ZM249 225V226H248ZM254 225V226H253ZM253 226V227H252ZM34 227H36V230H34ZM21 228L19 230H21ZM178 228V227H177ZM175 228V230L177 229ZM227 229H229L228 227H226ZM233 228V230H232ZM236 228V229H234ZM10 229V231H8ZM238 229V230H237ZM247 229V230H246ZM13 230V231H12ZM18 230V231H19ZM24 230V231H23ZM34 230V231H33ZM244 230V231H243ZM252 230V231H251ZM4 231V232H3ZM36 231V232H35ZM233 231V232H232ZM34 232H35V235H34ZM252 232V233H251ZM33 233V234H31ZM14 236H12V235ZM238 234V235H237ZM247 234V235H246ZM34 235V236H33ZM250 237H249V236ZM24 236V237H23ZM38 236V237H37ZM257 236V237H256ZM8 237V239H6ZM36 239H34V238ZM254 237V238H253ZM256 237V238H255ZM244 240H243V239ZM251 238V240L249 239ZM254 240H253V239ZM2 239V240H1ZM13 239V242H11ZM247 239V240H246ZM7 242H6V241ZM39 240V241H38ZM245 240L247 242H245ZM258 240V241H257ZM239 241V242H238ZM244 243H243V242ZM256 241V243H255ZM241 242V243H240ZM252 242V243H251ZM259 242V243H258ZM6 244L4 246L3 245ZM11 245V246H10ZM100 243H98L96 249L98 250L101 246H99ZM252 245V247H251ZM4 246V247H3ZM249 246V247H247ZM256 246V248H255ZM246 247L248 249H250V251L247 249L246 250ZM10 248V249H9ZM100 250V249H99ZM246 250V251H245ZM256 250V251H255ZM13 251V252H12ZM101 251V250H100ZM247 252V254H246ZM250 252V253H249ZM252 253V254H251ZM254 254V255H253ZM253 255V256H251ZM28 256V255H27ZM249 256V257H247ZM139 256L135 257L133 256L132 253H130V255H123V262L122 264H139L138 261H140L142 259L138 258ZM128 258V259H127ZM241 259V260H240ZM171 264V263H170Z\"/></svg>",
	"mask_w": 264,
	"mask_h": 264
},
{
	"label": "bare ground",
	"instance_id": "2",
	"mask_svg": "<svg viewBox=\"0 0 264 264\" xmlns=\"http://www.w3.org/2000/svg\"><path fill=\"white\" fill-rule=\"evenodd\" d=\"M3 1V0H2ZM8 1V0H7ZM11 1V0H10ZM25 1V0H24ZM26 1H28V0H26ZM30 1V0H29ZM36 1V0H35ZM41 1V0H40ZM43 1V0H42ZM42 1H41V3H42ZM45 1V0H44ZM50 1H54L55 2V0H50ZM60 1V0H59ZM98 1V0H97ZM110 1L111 0H99L97 3V6H96V10L98 9V13H100V12H102V11H106L108 8H109V10H110V8H111V3H110ZM116 1V0H115ZM119 1V0H118ZM122 1V0H121ZM128 1V0H127ZM136 1V0H135ZM134 1V2H135ZM138 1H140V3L141 2H143V1H141V0H138ZM138 1H136V2H138ZM145 1V0H144ZM151 1V0H150ZM153 1V0H152ZM160 1V0H159ZM169 1H171V0H169ZM210 1V0H209ZM221 1V0H220ZM219 1V2H220ZM222 1H224V0H222ZM227 2H228V0H226ZM225 1V2H226ZM232 1H234V0H232ZM245 1H247V0H245ZM5 2V1H4ZM13 2V1H12ZM22 2V1H21ZM46 3L48 2V1H45ZM45 2L43 3V5H45ZM51 2V3H52ZM82 2V1H81ZM84 2V1H83ZM82 2V4H84ZM88 2V1H87ZM117 2V1H116ZM125 2H126V0H125ZM130 1H128V3H129ZM133 2V0H131V3ZM133 2V3H134ZM135 2V3H136ZM146 2V1H145ZM145 2H143L142 3V5L145 3ZM156 2V1H155ZM161 2H163V1H161ZM160 2V3H161ZM166 2H167V0H166ZM234 2H237V1H234ZM240 2V1H239ZM238 2V3H239ZM241 2H243V0L241 1ZM18 3V2H17ZM30 3H33V2H31L30 1ZM36 3V2H35ZM49 4H51L50 2H48ZM59 3H62V2H59ZM79 3H80V1H79ZM115 3V2H114ZM123 3V2H122ZM128 3H126V5L128 4ZM130 3V4H131ZM149 3V2H148ZM164 3V2H163ZM167 3H169V2H167ZM172 3V2H171ZM221 3V2H220ZM220 3H218V5L220 4ZM229 3V2H228ZM237 3V4H238ZM248 3V2H247ZM247 3H244L245 5H241L242 3H239L240 5H238L237 7L242 11L241 13H243L244 14V16L246 17V18H248V16H251V15H253V14H251V8H250V5L249 4H247ZM2 4V3H1ZM9 4H10V2L7 4L8 6H9ZM22 4H23V2H22ZM38 4H39V2H38ZM81 4V3H80ZM85 4H86V2H85ZM91 5L89 6V5H86L87 7H85V5H84V7L85 8H88V6H89V8L91 9L92 7L94 8L95 6H93L92 5V2L90 3ZM125 4V3H124ZM151 4V3H150ZM159 4V3H158ZM158 4H155V5H158ZM162 4V3H161ZM174 4H176V3H174ZM223 4V3H222ZM227 4V3H226ZM226 4H225V6H226ZM236 4V5H237ZM25 5V4H24ZM40 5V4H39ZM53 5V4H52ZM58 5V4H57ZM56 5V6H57ZM62 5V4H61ZM117 5V4H116ZM135 5V4H134ZM137 5V4H136ZM142 5L140 6V7H142ZM152 5V4H151ZM221 5V4H220ZM236 5H234L235 7H236ZM255 5V4H254ZM2 6H3V4H2ZM17 5H15V6H12V7H16ZM46 6V5H45ZM47 6L49 7V6H51V5H48L47 4ZM67 6V5H66ZM83 6V5H82ZM92 6V7H91ZM131 6V8H133L132 7V5H130ZM138 6H139V4H138ZM145 6V5H144ZM147 6V5H146ZM145 6V7H146ZM149 6V5H148ZM153 6H154V4H153ZM160 5H158L157 7H159ZM170 6H171V4H170ZM255 6H257V5H255ZM254 6V7H255ZM7 7V6H6ZM19 7V6H18ZM21 7V6H20ZM27 7H28V5H27ZM30 7V6H29ZM53 7V6H52ZM58 8H59V6H57ZM56 7V8H57ZM64 7V6H63ZM62 6H61V8H63ZM74 7V6H73ZM81 7V6H80ZM115 7V6H114ZM113 7V8H114ZM129 7V6H128ZM152 7V6H151ZM162 7V6H161ZM164 7V6H163ZM216 7H217V5H216ZM221 7V6H220ZM228 7V6H227ZM26 7L24 6V9H25ZM32 8V7H31ZM30 8V9H31ZM44 8V7H43ZM55 8V9H56ZM92 8V9H93ZM116 8V7H115ZM152 8H154V7H152ZM219 8V7H218ZM226 8V7H225ZM233 8V7H232ZM7 9V8H6ZM9 9V8H8ZM7 9V10H8ZM19 9V8H18ZM38 9H40V8H38ZM41 9H42V7H41ZM40 9V10H41ZM45 9V8H44ZM46 9H47V7H46ZM49 9V8H48ZM47 9V10H48ZM50 9H52V8H50ZM49 9V10H50ZM54 8L52 9L53 11H56V10H58V9H56L55 10ZM60 9V8H59ZM129 9V8H128ZM128 9H126V11L128 10ZM134 9H136L137 10V8H134ZM142 9H144V8H142ZM141 9V10H142ZM161 9V8H160ZM159 9V10H160ZM224 9V8H223ZM223 9H220V11L221 10H223ZM227 9V8H226ZM233 9H235V8H233ZM4 10H5V5H4ZM10 10H12V9H9L8 11H10ZM14 10H16V9H14ZM33 10V9H32ZM79 10V9H78ZM82 10H84L83 8H82ZM87 10V9H86ZM94 10V9H93ZM125 10V9H124ZM130 10V9H129ZM158 10V9H157ZM200 10V9H199ZM225 10V9H224ZM237 11H238V9H236ZM235 10V11H236ZM254 10H255V8H254ZM13 11V10H12ZM12 11H11V13H12ZM20 11V10H19ZM53 11H49V12H53ZM64 11V10H63ZM85 11V10H84ZM111 11V10H110ZM125 11V12H126ZM138 11H139V9H138ZM163 11V10H162ZM201 11V10H200ZM219 11V12H220ZM226 11V10H225ZM237 11L235 12V13H237ZM253 11V10H252ZM6 12V11H5ZM25 13L27 12V10L26 11H24ZM45 12H46V10H45ZM56 12H62V10L61 11H56ZM73 12V11H72ZM81 12H83V11H81ZM80 12V13H81ZM88 14H89V17H91V15L93 14L94 15V13H92V12H90V10H88ZM93 12H95V11H93ZM124 12V13H125ZM132 12H134L135 14H137L136 12H135V10L133 11L132 10ZM142 12H144V11H142ZM147 12H148V8H147ZM212 12V11H211ZM17 14H19L18 13V10H17V12H16ZM42 13H43V11H42ZM47 13V12H46ZM50 13V14H51ZM64 13H65V11H64ZM90 13H91V15H90ZM103 13V12H102ZM128 13V12H127ZM235 13H233V14H235ZM3 14H4V12H3ZM2 14V15H3ZM8 14V13H7ZM45 14V13H44ZM48 14V13H47ZM68 14V13H67ZM86 14H87V12H86ZM85 14V15H86ZM106 14H108V13H106ZM105 14V15H106ZM109 14H110V12H109ZM213 14V13H212ZM225 14H227V11H226V13ZM224 14V15H225ZM232 14V16L234 17V15ZM239 16H240V13H237ZM1 15V14H0ZM11 15V14H10ZM16 15V14H15ZM43 15V14H42ZM54 15H56V14H54ZM60 16H58V17H61L62 15L61 14H59ZM64 16H66V14H63ZM75 15H76V13H75ZM82 15V14H81ZM84 15V14H83ZM85 15H84V17H85ZM104 15V14H103ZM103 15H101L100 17L102 18L103 17ZM112 15V14H111ZM198 15V14H197ZM8 16V15H7ZM13 15H11V17H12ZM46 16V15H45ZM86 16H88V15H86ZM96 16V15H95ZM211 16V15H210ZM219 16V15H218ZM10 17V19H12ZM18 17H19V15H18ZM17 17V18H18ZM44 17V16H43ZM52 17V16H51ZM71 17V16H70ZM88 17V18H89ZM116 17V16H115ZM133 17H134V14H133ZM221 17H223V16H220V18ZM226 17V16H225ZM227 17H228V15H227ZM236 17H237V15H236ZM252 17V16H251ZM13 18H14V16H13ZM17 18H15V20L17 19ZM49 18V19H48ZM47 18V16H46V19H48V20H50L51 21V19H50V17H48ZM73 18H75V17H73ZM80 18H81V16H80ZM79 18V19H80ZM92 18V17H91ZM91 18H89V19H91ZM95 18V17H94ZM98 18V17H97ZM101 18H99L98 20H100ZM104 18L106 19V17L104 16ZM131 18H132V16H131ZM218 18V17H217ZM229 18V17H228ZM241 18V17H240ZM244 18V17H243ZM260 18H261V20L262 21H260V19H259V22L260 23H262V24H264V15H262V16H260ZM1 19H4V17L3 16H1ZM5 19H7V17L5 16ZM41 19V18H40ZM45 19V18H44ZM44 19H42V20H44ZM52 19H54V18H52ZM65 19V18H64ZM72 19V18H71ZM77 19V18H76ZM83 19V18H82ZM86 19V18H85ZM108 19V18H107ZM110 19V18H109ZM137 19H138V17H137ZM211 19V18H210ZM209 19V20H210ZM226 19V18H225ZM9 20V17H8V19H7V21ZM47 20V21H48ZM57 20V19H56ZM61 20V19H60ZM66 20H67V18H66ZM81 20V19H80ZM79 20V21H80ZM92 20V19H91ZM91 20H88L89 22L91 21ZM94 20V19H93ZM96 20V19H95ZM94 20V22H95V26H97V24L99 23H96V21ZM104 20V19H103ZM160 20V19H159ZM176 20V19H175ZM214 20H216V18L214 19ZM214 20H212V22L214 21ZM219 20V19H218ZM223 20V19H222ZM226 20H228V19H226ZM245 20V19H244ZM250 20V19H249ZM12 21L13 20H9L8 22H6V23H8L9 25L8 26H12ZM18 21V20H17ZM17 21H13V23H18ZM46 21V20H45ZM69 21V20H68ZM75 21V20H74ZM84 22L85 21H87V20H83ZM82 21V22H83ZM101 21H102V19H101ZM109 21V20H108ZM130 21V20H129ZM133 21V20H132ZM161 21V20H160ZM220 21V20H219ZM235 21V20H234ZM234 21H233V23H234ZM236 21H239V18L237 17V20ZM243 20H241L240 22H242ZM247 21V20H246ZM43 22V21H42ZM58 22V21H57ZM60 22V21H59ZM63 22V21H62ZM66 22V21H65ZM72 21L70 20V23H71ZM78 22V21H77ZM106 22V21H105ZM113 22L115 23V25H116V22L113 20ZM217 22V21H216ZM221 22V21H220ZM244 22V21H243ZM0 23H3V22H1V20H0ZM52 23V22H51ZM69 23V24H70ZM74 23V22H73ZM73 23H71V24H73ZM87 23V22H86ZM93 23V22H92ZM101 23V22H100ZM102 23H103V21H102ZM101 23V24H102ZM126 23H128V22H126ZM126 23H124V24H126ZM164 23V22H163ZM209 24H210V22H208ZM222 23V22H221ZM246 23V22H245ZM249 23H251V22H249ZM4 24V23H3ZM21 24V23H20ZM43 25H44V23H42ZM56 24V23H55ZM62 24V23H61ZM64 24V23H63ZM81 24H84V23H81ZM229 24V23H228ZM231 24V23H230ZM240 24V23H239ZM239 24H237V25H239ZM241 24H243V23H241ZM240 24V25H241ZM0 25H2V24H0ZM18 25V24H17ZM66 25V24H65ZM78 25H80V24H78ZM85 25V24H84ZM87 25H88V23H87ZM87 25H85V26H87ZM114 24H112V26H115ZM122 25V24H121ZM211 25V24H210ZM209 25V26H210ZM218 25V24H217ZM247 25H249V24H247ZM6 26V25H5ZM8 26H6V27H8ZM15 26V25H14ZM36 26V25H35ZM39 26H41V25H39ZM81 26V25H80ZM90 26H91V24H90ZM89 26V27H90ZM94 26V25H93ZM93 26H91V27H93ZM194 26V25H193ZM207 26V25H206ZM216 26V24L213 26V27H215ZM231 26H232V24H231ZM241 26H244V24L243 25H241ZM250 26H252V25H250ZM255 26V25H254ZM13 27V26H12ZM43 27L44 26H42L41 27V29H43ZM55 27V26H54ZM57 27H59L58 25H57ZM63 27V26H62ZM66 27V26H65ZM78 27V26H77ZM84 26H82V28H83ZM111 27V26H110ZM116 27V26H115ZM160 27V26H159ZM186 27H187V24H186ZM190 27V26H189ZM198 27V26H197ZM208 27V26H207ZM211 27H212V25H211ZM212 27V28H213ZM256 27V26H255ZM15 28H16V26H15ZM20 28V27H19ZM18 28V29H19ZM37 28V27H36ZM39 28V27H38ZM81 28V29H82ZM85 28H87V27H85ZM85 28H83V29H85ZM96 28V27H95ZM109 28V27H108ZM163 28H165V27H163ZM188 28V27H187ZM194 27H192V29H193ZM244 28V27H243ZM246 28H248V27H246ZM246 28H245V32H243V34H244V37L243 38H245L246 40H247V43H251V41L252 42H254V40H251V38H248V37H251V34H249L248 32H247V30L249 31L250 29L248 28L247 30H246ZM252 28H253V26H252ZM3 29H4V27H3ZM17 29V28H16ZM35 29V28H34ZM40 29V28H39ZM45 29V28H44ZM48 29V28H47ZM61 29V28H60ZM66 29H67V27H66ZM73 29V28H72ZM80 29V27H79V30H81ZM98 29V28H97ZM113 29V28H112ZM115 29V28H114ZM159 29V28H158ZM197 29V28H196ZM195 29V30H196ZM12 30H13V28H12ZM29 30H31L30 28H29ZM55 30V29H54ZM63 30V29H62ZM65 30V29H64ZM77 30V29H76ZM78 30V31H79ZM91 30V29H90ZM101 30V29H100ZM191 30V29H190ZM194 30V29H193ZM223 30H224V28H223ZM230 30V29H229ZM228 30V31H229ZM240 30H241V28H240ZM239 30V31H240ZM252 30H254V29H252ZM19 31H22V30H20L19 29ZM37 31H39V30H37ZM68 31V30H67ZM75 31V30H74ZM87 31V30H86ZM103 31H104V29H103ZM110 31V30H109ZM178 31V30H177ZM231 31V30H230ZM233 31V30H232ZM257 31V30H256ZM1 32H2V30H1ZM8 32H11V30L10 31H5V33H8ZM13 32V31H12ZM40 32H42V30L40 31ZM58 32H59V30H58ZM69 32V31H68ZM75 32H77V31H75ZM83 32V31H82ZM81 32V33H82ZM94 32V31H93ZM181 32V31H180ZM191 32V31H190ZM226 33H227V31H225ZM224 32V33H225ZM250 32V31H249ZM252 32V31H251ZM3 34H5L4 32H2ZM2 33H0L2 36H3V34ZM14 33H15V31L13 32V36H14ZM17 33V32H16ZM15 33V34H16ZM21 33V32H20ZM28 33H30V32H28ZM33 33V32H32ZM37 32H35V34H36ZM52 33H54V32H52ZM56 33V32H55ZM60 33V32H59ZM61 33H62V37H63V31H61ZM112 33V32H111ZM124 33V32H123ZM130 33V32H129ZM193 33V32H192ZM231 33V32H230ZM234 33V32H233ZM248 33V34H247ZM253 33V32H252ZM12 34V33H11ZM18 34V33H17ZM23 34V33H22ZM34 34V33H33ZM32 34V35H33ZM44 34V33H43ZM46 34V33H45ZM45 34H44V36H45ZM58 34V33H57ZM56 34V35H57ZM69 34V33H68ZM78 34V33H77ZM209 34V33H208ZM229 34V33H228ZM7 35V34H6ZM24 35V34H23ZM31 35V37H33ZM48 35V34H47ZM50 35V34H49ZM60 35V34H59ZM67 35V34H66ZM71 35V34H70ZM83 35V34H82ZM125 35H127L126 33H125ZM190 35V34H189ZM195 35H196V33H195ZM2 36H0V38L2 37ZM12 36V37H13ZM20 36H22V35H20ZM26 36H29V35H26ZM39 36H41V33H40V35ZM52 36H54L53 34H52ZM61 36V35H60ZM73 36V35H72ZM122 36V35H121ZM133 36V35H132ZM179 36H180V34H179ZM203 36V35H202ZM205 36V35H204ZM3 37H6L5 35L3 36ZM30 37V38H31ZM46 37V36H45ZM59 37V36H58ZM61 37V38H62ZM77 37V36H76ZM111 37V36H110ZM113 37V36H112ZM148 37V36H147ZM181 37V36H180ZM180 37H178V38H180ZM189 37V36H188ZM187 37V38H188ZM194 37V36H193ZM209 37V36H208ZM207 37V38H208ZM263 37V36H262ZM11 38V37H10ZM9 38V39H10ZM16 38V37H15ZM21 38V37H20ZM23 38V37H22ZM29 38V39H30ZM35 39L37 38V36H35L34 37ZM73 38V37H72ZM79 38V37H78ZM82 38V37H81ZM109 38V37H108ZM151 38V37H150ZM159 38V37H158ZM183 38V37H182ZM201 38V37H200ZM206 38V39H207ZM216 38V37H215ZM234 38V37H233ZM252 38H253V35H252ZM255 38V37H254ZM253 38V39H254ZM4 39V38H3ZM8 39V40H9ZM27 39V38H26ZM35 39H32L31 38V42H32V40H35ZM38 39V38H37ZM36 39V40H37ZM52 39V38H51ZM83 39V38H82ZM82 39H80V40H82ZM103 39V38H102ZM105 39V38H104ZM163 39V38H162ZM190 39V38H189ZM194 39H195V37H194ZM212 39V38H211ZM262 39V38H261ZM13 40V39H12ZM12 40H10V42H12L13 43V41ZM17 40H19V38L17 39ZM23 40H24V38H23ZM22 40V41H23ZM49 40V39H48ZM185 40V39H184ZM229 40V39H228ZM258 40V39H257ZM14 41H16V40H14ZM28 41V40H27ZM30 41V40H29ZM29 41L27 42L28 44H29ZM41 41H44V40H41ZM41 41H40V43H41ZM47 41V40H46ZM208 41L210 42V44L212 45H216L217 46V42H213V41H210V40H204V41H201V42H199L200 43V45L202 46V47H204L206 44H208ZM1 42V41H0ZM6 42V41H5ZM18 42V41H17ZM21 42V41H20ZM19 42V43H20ZM38 42V41H37ZM36 42V43H37ZM49 42V41H48ZM74 43H76V41L74 40L73 41ZM149 42H150V40H149ZM255 42H256V40H255ZM24 43H26V42H24ZM24 43H22V44H24ZM39 43V44H40ZM181 43H182V41H181ZM218 43H219V41H218ZM31 44V43H30ZM35 44V43H34ZM61 44V43H60ZM132 44V43H131ZM174 44V43H173ZM17 45H19V44H17ZM32 45H33V43H32ZM36 45H38V44H36ZM41 45V44H40ZM104 45H105V43H104ZM145 45V44H144ZM154 45V44H153ZM176 45V44H175ZM20 46V45H19ZM24 46V45H23ZM26 46V45H25ZM35 46V45H34ZM42 46V45H41ZM131 46V45H130ZM146 46H148V45H146ZM145 46V47H146ZM180 46V45H179ZM184 46V45H183ZM21 47V46H20ZM27 47H29V46H27ZM36 47V46H35ZM150 47V46H149ZM173 47V46H172ZM180 47H182V46H180ZM19 47H17V49H18ZM24 48V47H23ZM22 48V49H23ZM105 48V47H104ZM103 48V49H104ZM123 48V47H122ZM140 48V47H139ZM226 48H228V47H226ZM21 49V48H20ZM64 49V48H63ZM109 49V48H108ZM129 49V48H128ZM146 49H148V48H146ZM181 49H183V48H181ZM263 49V48H262ZM27 50V49H26ZM34 50V49H33ZM60 50V49H59ZM66 50V49H65ZM148 50H150V49H148ZM148 50H146V52H148ZM215 50V49H214ZM218 51H219V49H217ZM259 50H261V49H259ZM24 51H25V49H24ZM23 50H22V52H24ZM32 51V50H31ZM106 51V50H105ZM126 51V50H125ZM226 51V50H225ZM16 52H18L19 53V51H16ZM15 52V53H16ZM28 52V51H27ZM57 52V51H56ZM60 52V51H59ZM102 52V51H101ZM129 51H127V53H128ZM135 52V51H134ZM137 52V51H136ZM185 52V51H184ZM220 53H221V51H219ZM232 52V51H231ZM35 53V52H34ZM67 53H68V51H67ZM113 53V52H112ZM124 53V52H123ZM144 53H145V50H144ZM190 53V52H189ZM234 53V52H233ZM236 53V52H235ZM24 54V53H23ZM26 54V53H25ZM56 54V53H55ZM62 54V53H61ZM99 54H100V52H99ZM109 54V53H108ZM139 54H141V53H139ZM143 54V53H142ZM141 54V55H142ZM148 54V53H147ZM147 54H145V55H147ZM177 54V53H176ZM246 54V53H245ZM14 55V54H13ZM27 55H28V53H27ZM37 55V54H36ZM59 55V54H58ZM66 55H69V54H66ZM105 55V54H104ZM113 55H115V54H113ZM113 55H112V58H113ZM119 55V54H118ZM136 55H138V54H136ZM139 56V57H142V56ZM190 55V54H189ZM192 55V54H191ZM190 55V57L192 58V56ZM225 55V54H224ZM227 55H229V53L227 54ZM231 55V54H230ZM234 55V54H233ZM236 55V54H235ZM239 55H241V53L239 54ZM244 55V54H243ZM243 55H242V57H243ZM35 56V55H34ZM57 56V55H56ZM95 56V55H94ZM101 56V55H100ZM103 56V55H102ZM217 56V55H216ZM25 57V56H24ZM37 57H38V55H37ZM47 57V56H46ZM45 57V58H46ZM58 57H60V56H58ZM69 57V56H68ZM68 57H66L67 58V61H68V59H70V57L68 58ZM106 57V56H105ZM131 57V56H130ZM136 57V56H135ZM146 57V56H145ZM180 57V56H179ZM182 57V56H181ZM217 57H219V55L217 56ZM223 57V56H222ZM230 57V56H229ZM234 57H236V56H234ZM30 58V57H29ZM42 58H43V56H42ZM64 58V57H63ZM72 58V57H71ZM94 58V57H93ZM92 58V59H93ZM98 58H100L99 57V55H98ZM97 58V59H98ZM112 58H111V56H110V59L107 57V59L105 58L104 60H103V63L99 60V64L101 63V66H100V68H97V66L99 65L98 63V65L97 66H95V64H92V65H94L95 67H96V69H93V67L91 66V65H89V67L91 66V70L89 71V69L87 70V71H89V75L88 76H85V77H87V79L85 78V77H83V75L81 74V76L84 78V79H86V80H84L83 78L81 79V78H78V79H81L79 82H80V84H77V85H79L78 87L81 89L78 93H80V95H81V97L83 98V102H85V107H84V111H82L83 113H85L86 115V117L83 115L82 117V119L81 120H86V119H89V118H98V117H93L92 115V112L94 113V112H96L97 110H100V108H102L101 106H99V101H97L98 103H96V105L95 106H93L92 105V102L95 100L94 99V97H96V99L97 98H101V100H102V98H104L105 96L107 97V95L109 94V90H111L112 91V89H111V87H113V85H112V81L110 82V80L108 79V75L110 74V72H112V71H114L115 69V65H114V62L115 61H113L112 60ZM137 58H138V56H137ZM168 58V57H167ZM183 58V57H182ZM185 58V57H184ZM189 58V57H188ZM195 58V57H194ZM220 58V57H219ZM225 58H227V57H225ZM231 58L232 57H230V60H231ZM16 59H17V57H16ZM15 59V60H16ZM18 59H20L19 57H18ZM24 59V58H23ZM26 59H27V57H26ZM26 59H24V60H26ZM33 59V58H32ZM41 59V58H40ZM50 59V58H49ZM53 59V58H52ZM74 59V58H73ZM83 59H85V58H83ZM83 59H82V62H83ZM92 59H91V61H92ZM97 59H96V61H97ZM118 59V58H117ZM126 59V58H125ZM140 59V58H139ZM196 59V58H195ZM218 59V58H217ZM14 60V59H13ZM12 60V61H13ZM24 60H22V61H24ZM30 60V59H29ZM28 60V61H29ZM35 60H38L39 61V59H36V56H35ZM35 60H32L31 62L32 63H34V65H36L35 64ZM58 60V59H57ZM79 60H81V59H79ZM127 60V59H126ZM135 60V59H134ZM140 60H142V59H140ZM184 60V59H183ZM185 60H187V59H185ZM219 60H221V59H219ZM224 60V62H226L225 61V59H223ZM234 60V59H233ZM241 60V59H240ZM251 60V59H250ZM261 60H264V57H263V59H261ZM19 61V60H18ZM43 61H44V59H43ZM48 61V60H47ZM66 61V60H65ZM86 61V60H85ZM88 61V60H87ZM96 61H94V63L96 62ZM117 61V60H116ZM123 61V60H122ZM188 61H189V59H188ZM194 62H195V60H193ZM197 61V60H196ZM204 61V60H203ZM21 62V61H20ZM20 62H18V63H20ZM30 62V63H31ZM40 62V61H39ZM38 62V63H39ZM70 61H68L67 63H69ZM72 63H73V61H71ZM70 62V63H71ZM79 62H81V61H79ZM79 62L77 63V64H79ZM126 62V61H125ZM128 62H130L129 60H128ZM135 62H137V61H135ZM164 62H166V59H165V61ZM163 62V63H164ZM187 62V61H186ZM26 63H27V61H26ZM26 63H25V61H24V64H25V67H26ZM52 63V62H51ZM92 63V62H91ZM116 63V62H115ZM123 64H124V62H122ZM138 63V62H137ZM139 63H141V61L139 62ZM143 63V62H142ZM160 63V62H159ZM182 63H184V62H182ZM182 63H180V64H182ZM188 63V62H187ZM264 63V62H263ZM13 64H15L14 62H13ZM23 64V63H22ZM28 64V63H27ZM53 64V63H52ZM51 64V65H52ZM57 64V63H56ZM56 64H55V66H56ZM65 64H66V62H65ZM136 64V63H135ZM202 64V63H201ZM200 64V65H201ZM259 64H261V63H259ZM259 64H253V62H250L249 63V66L248 67H250V68H252L253 67V69L255 70H253L254 72L252 73V75L251 74H249V73H247V74H244V78H246L245 79V83H238V82H235L234 84H230V86L229 85H227V87L225 86V89L224 90H222V91H220L219 92V90H217L218 91V93H217V91H216V93L219 95L218 96V98H221L220 97V95L221 96H224V98L226 97L227 99H236V98H240L241 100H244V102L246 103V109H245V111H247V113L246 114H242V116H240L239 114H241V113H239L238 111H237V108H236V110H234L230 105V107H228V108H231V110L233 109L234 111V113H233V117H234V119L236 120V124H237V126H239L240 127V129H242V128H244L245 130H246V132H247V130H249V131H252V128H256V131H258L259 129H261L260 131H258L259 133H261V134H263L264 133V68L262 67V66H257V65H259ZM3 65V64H2ZM2 65H0V66H2ZM9 66H11L10 64H8ZM20 65H21V63H20ZM31 65H33V64H31ZM73 65V64H72ZM118 65V64H117ZM126 65H127V62H126ZM126 65H125V67H126ZM160 65V64H159ZM189 65V64H188ZM187 64H184L183 66L182 65H179L178 64V62L176 63V62H174V63H172L171 61H169L167 64H165V65H160V69H158L159 70V74L157 73V76H154V75H151L150 73L151 72H153L154 73V70L153 71H150V70H148V71H146L145 72V74H142V75H140V76H138V77H133V78H129V79H127L126 80V84L125 85H128L129 87H131V86H137V90L136 91H138V93L136 94L137 96H136V98H137V101H138V98H140V96H142V99L144 100V101H146L147 99H149V98H151V96L152 95H154L155 93H157L158 92V90L159 89H161V88H159V87H156V86H158L159 85V82H160V80H162V79H164L163 78V76H166V78H167V76H168V79H175V78H181V82H180V84L178 85V87H180V88H182V87H184L185 89V91H183V90H181L178 94H177V92H173L172 93V90L171 89H169L170 88V86H171V81H165L166 82V84L165 85H168L167 86V88H165V86H164V88H165V90L164 91H162V89H161V91L163 92H160L159 93V96H158V98H156L155 99V101L153 102V101H151V102H153L152 104H151V108L149 107V109L147 108L148 106L146 105V107L145 106H143L142 105V102H140L139 101V103H138V105H137V103H135V102H132L133 100H131V98H130V100H129V102L131 103L130 105H128V104H122V102L118 105V104H116V102L115 101H117L116 99L117 98H115V99H112L111 100V102H109V104L108 105H106V107H105V112L104 113H107V118H106V120L108 121V120H110V119H113L114 118V115H117V114H115V113H117L118 111H122V109H124L125 111H127V112H129L130 110L132 111L133 110V108H135V106H138L139 108H141L140 107V105H142L144 108H146L147 110H145V116H144V114H143V117H142V119H143V121L144 122H141L143 125L140 127L141 128V130H138L139 132H143L144 134H140V137H139V139H138V143H136V140L135 141H132V140H130V138L129 137H127L126 135H125V133H124V130H122V129H125V128H122V129H119L117 132H115L114 134H113V140H111L110 141V144L109 145H107L102 151H100V153H101V155H100V161H99V163H98V165H97V169H93L94 171H96L95 173L93 172V173H91V174H97V172H100V171H106V170H108V169H114V167H116L117 165H121V167L122 166H128V162L130 161V159H134L135 160V162H136V168H137V170L136 169H133V170H131V172H132V174H131V177H132V175H135V176H133V177H137V179H138V181L136 180V182L133 184H131V183H127V184H125V185H123L122 186V189H120V191H119V196H120V198H118V200H120L119 202H121L122 201V206L119 208V210L117 211L116 210V212L114 213V215H113V210L114 209H112V211H111V213H112V215H111V213L107 210V211H105L104 213H102V217H96V214H95V217L93 216V214L94 213H96L97 211H98V208H97V211L96 212H94V209H89V208H87V206L86 207H83L84 209H82V212H81V215H83V214H85V212H87L86 213V217H80V219L76 222V226L77 227H69L68 225L69 224H67V223H65L63 226H60V227H55L54 225H51V223L52 222H54V221H52V216H53V214H54V216H57V214L59 213V214H62V217L63 216H65V217H68V221L70 222V221H72L75 217H73V216H76V214H74L75 213V211L76 210H74V212H73V210H72V213H69V211L71 210L70 208H68V207H64L63 206V202H62V200H61V202L60 203H58L57 201H55V200H53V198H50V197H44V198H42V199H39V198H37V195H35L33 192H31V191H28V193H26L25 195H24V197L22 198V199H20L19 200V202L18 203H16V204H10L8 201H6V202H4V204H3V214H4V216L5 217H7V215L8 214H10L12 211H14L16 208H20V207H22V206H29L30 208H32V205H34V203H36V202H39V204H40V202H41V204H42V206H43V212H42V214H40V217L38 218L37 217V230L39 231L38 233L40 234V241H39V246H38V248H36V249H33L31 252H29V253H27L26 255L24 254V253H20V254H18V256H13L12 254L10 255L8 252L9 251H7V250H4V251H2L1 253H0V264H122V262H123V255H125V254H127V255H130V253H132L133 254V256L135 257V255H136V257L137 256H139L138 258H140L141 259V257H142V259L140 260V261H138L139 262V264H233L234 263V261L235 260H233L234 259V257H235V253H237V252H240V251H242L243 249H245L244 247L247 245V244H245L244 245V247H243V249H242V246H237L238 244H236L237 243V239L241 236V232L239 231H235V233H233V234H231L230 233V228L229 227H237V228H239V227H247V225L246 226H243V224L241 225V226H239V224L240 223H242V221H246L247 219H248V217L246 218L244 215H246L245 214V212L243 211V212H241V210L239 209V208H237L239 205L237 204L238 202H237V200H235L234 198L235 197H237V196H235L236 194H234V195H232V196H229L228 198L229 199H232V200H229V201H223L222 199H221V197H219V195L218 196H215V195H213V191L212 190H210L209 188H205V186H203V184L198 180V176H199V172H198V170H197V168H198V166H197V163H198V161H197V155L194 157V155L192 154V151L195 149V147H196V145L197 144H199V142L200 143H203V139H199V140H197V141H195V140H192L191 141V143H190V145L187 147V149L186 148H184V146L186 145L185 143L189 140V138H188V136L189 135H191V134H193L196 130H200V129H203V128H205V127H207V126H205V124L203 123V121H202V119H204L205 117H207L208 116V114L210 113V110H212L211 109V103H213L212 101H214V99H213V94L215 93L213 90L210 92L209 90H210V84H211V82H212V76H211V78L210 77H208L207 78V75H206V78H202L201 79V77L199 78V77H197V75L195 74V72H194V66H188ZM263 65V64H262ZM38 66H39V64H38ZM58 66V65H57ZM82 66V65H81ZM132 67H133V65H131ZM131 66H130V68H131ZM140 66V65H139ZM156 66V65H155ZM171 66V67H170ZM202 66V65H201ZM17 67V66H16ZM22 67H24V65L22 66ZM27 67H28V65H27ZM29 67H30V65H29ZM33 67V66H32ZM54 67V66H53ZM66 67H67V65H66ZM65 67V69L67 70V68L68 67H71L70 65L66 68ZM80 67V66H79ZM78 67V68H79ZM88 66H86V67H84V68H89ZM94 67V68H95ZM99 67V66H98ZM122 67L123 66H120L119 68H116V71H117V69H122ZM145 67H147V66H145ZM144 67V68H145ZM158 67V66H157ZM202 67H204V69L206 68V66H202ZM201 67V68H202ZM254 67H257V68H254ZM13 68H15L14 66H13ZM18 68H20V67H18ZM42 68V67H41ZM77 68V69H78ZM83 68V69H84ZM144 68H143V70H144ZM153 68V67H152ZM181 68H182V75L180 74L181 72H180V70H181ZM228 68H229V66H228ZM10 69H11V67H10ZM22 69V68H21ZM21 69H20V71H21ZM25 69V68H24ZM31 69V68H30ZM54 69V68H53ZM61 69V68H60ZM64 68H63V70H65ZM72 69V67L70 68V70ZM133 69V68H132ZM147 69H149L148 67H147ZM230 69V68H229ZM8 70V69H7ZM15 70V69H14ZM17 70V69H16ZM33 70V69H32ZM32 70L31 71H29V75H31L30 74V72H32ZM44 70H45V68H44ZM55 70V69H54ZM82 69H79V72L81 71ZM84 70H86V69H84ZM142 70V69H141ZM140 70V71H141ZM142 70V71H143ZM145 70H146V68H145ZM144 70V71H145ZM207 70H208V67H207ZM235 70V69H234ZM11 71V70H10ZM25 71H27L28 72V69L26 70L25 69ZM46 71V70H45ZM44 71V72H45ZM141 71V72H142ZM157 71V70H156ZM162 71H165L166 73L163 75V73H162ZM248 71V70H247ZM251 71H252V69H251ZM7 73H8V71H6ZM17 72V71H16ZM24 72V71H23ZM22 72V73H23ZM41 72V71H40ZM55 72V71H54ZM59 73H60V71H58ZM65 72H68V70L67 71H65ZM71 71H69V73H70ZM74 72V71H73ZM78 72V71H77ZM84 73V75H86V74H88L87 72H86V74H85V71H83ZM207 72V71H206ZM2 73V72H1ZM0 73V74H1ZM12 73V72H11ZM10 73V74H11ZM26 73V72H25ZM35 73V72H34ZM36 73H37V71H36ZM46 73V72H45ZM56 73V72H55ZM68 73V74H69ZM152 73V74H153ZM156 73H155V75H156ZM204 73H205V71H204ZM211 73V72H210ZM210 73H208V76L210 75ZM234 73V72H233ZM2 74H4V73H2ZM18 74V73H17ZM16 74V75H17ZM33 74V73H32ZM49 74V73H48ZM54 74V73H53ZM61 74V73H60ZM64 74H67V73H64ZM68 74H67V76H68ZM133 74V73H132ZM136 74V73H135ZM200 74V73H199ZM8 75H9V73H8ZM8 75H5V76H8ZM12 75V74H11ZM11 75H9L10 77H13V76H11ZM22 75V74H21ZM20 75V76H21ZM25 75V74H24ZM28 75V76H29ZM34 75V74H33ZM74 75V74H73ZM2 76V75H1ZM0 76V77H1ZM19 76V77H20ZM36 76V75H35ZM70 76V75H69ZM68 76V77H69ZM123 76V75H122ZM135 76V75H134ZM145 76H147V78H145ZM2 77H4V76H2ZM17 78H15L16 80H18V76H16ZM22 77V76H21ZM25 77V76H24ZM32 77V76H31ZM43 77V76H42ZM61 77V76H60ZM64 77V76H63ZM66 77V76H65ZM67 77V78H68ZM80 77V76H79ZM28 78H30V77H28ZM33 78H34V76H33ZM59 78V77H58ZM74 78V77H73ZM117 78H118V76H117ZM237 78V77H236ZM235 78V79H236ZM1 79V78H0ZM7 80H9L8 79V77L6 78ZM6 79H5V81H6ZM12 79V78H11ZM31 79V78H30ZM46 79V78H45ZM77 79V80H78ZM88 79H89V81H88ZM228 79V78H227ZM13 80V79H12ZM16 80H15V83H16ZM33 80V79H32ZM66 80V79H65ZM70 80V78L68 79V81ZM238 80V79H237ZM10 81V80H9ZM37 81V80H36ZM36 81H33L34 82V84L33 85H35V82ZM51 81H53V80H51ZM55 81V80H54ZM63 81V80H62ZM164 81V80H163ZM225 81V80H224ZM1 82V81H0ZM11 82V81H10ZM13 82V81H12ZM11 82V83H12ZM17 82H19V81H17ZM32 82V81H31ZM41 82V81H40ZM65 83L67 82V80L66 81H64ZM78 82V83H79ZM3 83V82H2ZM6 83V82H5ZM37 83V82H36ZM53 83H55V82H53ZM57 83H58V81H57ZM61 82H59V84H60ZM68 83V82H67ZM150 83V85L151 86H149L150 87V89H152L151 87H154V85H155V89H154V91H150L149 90V87H148V90L147 91H150L149 93H147L146 92V87H145V85H147V84H149ZM4 84V83H3ZM61 84H63V83H61ZM72 84L73 83H71V86H72ZM144 84V85H143ZM226 84H229L228 82L226 83ZM7 85V84H6ZM112 85V86H111ZM7 86H9V85H7ZM39 86V85H38ZM64 86V85H63ZM66 86V85H65ZM212 86V85H211ZM4 87H5V84H4ZM42 87V86H41ZM48 87H50V86H48ZM58 87V86H57ZM60 87V86H59ZM77 87V86H76ZM77 87V88H78ZM160 87H161V85H160ZM28 88V87H27ZM37 88V87H36ZM40 88V87H39ZM46 88V87H45ZM44 88V89H45ZM52 88V87H51ZM121 88V87H120ZM135 88V87H134ZM159 88V89H158ZM5 89V88H4ZM31 89V88H30ZM33 89H34V87H33ZM61 89V88H60ZM59 89V90H60ZM41 90V89H40ZM46 90V89H45ZM44 90V91H45ZM53 90V89H52ZM51 90V91H52ZM54 90H55V85H54ZM58 90V91H59ZM76 90V89H75ZM117 90V89H116ZM120 90V89H119ZM125 90V89H124ZM35 91V90H34ZM43 91V90H42ZM48 91V90H47ZM51 91H48L49 93L51 92ZM61 91V90H60ZM64 91H66V89H64ZM128 91V90H127ZM130 91L132 92L133 91V88H131L130 89ZM160 91V90H159ZM209 91V92H208ZM33 92V91H32ZM37 92H39V90L37 91ZM108 92V93H107ZM113 92V91H112ZM112 92H110L111 93V95H112ZM122 92V91H121ZM120 91H119V93H121ZM133 92H135V91H133ZM62 93H64L63 91H62ZM75 93H76V91H75ZM77 93V94H78ZM6 94V93H5ZM8 94V93H7ZM24 94V93H23ZM27 94V93H26ZM37 94V93H36ZM35 93H34V95H36ZM55 94V93H54ZM54 94H53V96L51 97L52 98V101H53V97H54ZM128 94V93H127ZM224 94V95H223ZM3 95H4V93H3ZM110 95V96H111ZM120 96L122 95V94H119ZM131 95V94H130ZM129 95V96H130ZM157 95H158V93L156 94V97H157ZM7 96V95H6ZM36 96H38V94L36 95ZM40 96H41V94H40ZM57 96V95H56ZM76 96V95H75ZM78 96V95H77ZM133 96H135V95H133ZM132 95H131V97H133ZM178 96V97H177ZM4 97V96H3ZM35 96H33V98H34ZM154 96H152V98H153ZM76 98V100H78L77 99V97H75ZM79 98H80V96H79ZM113 98V97H112ZM119 99H120V97H118ZM125 98H128V95H127V97H125ZM151 98V99H152ZM5 99H8L7 97L5 98ZM50 99V98H49ZM151 99H149V100H151ZM61 100V98L59 99V101ZM100 100V101H101ZM108 100V99H107ZM114 100V103L112 102ZM154 100V99H153ZM168 100H169V103L168 104H166V106H165V102L167 101L168 102ZM222 100H224L223 98L221 99V101ZM6 101V100H5ZM33 101V100H32ZM88 101V105H86V102ZM108 101H110V100H108ZM119 101V100H118ZM135 101V100H134ZM143 101V102H144ZM48 102V101H47ZM50 102H51V100H50ZM73 102H74V100H73ZM76 102V101H75ZM166 102V103H167ZM215 102V101H214ZM224 102V101H223ZM231 102V101H230ZM72 103V102H71ZM79 103V102H78ZM81 103H82V100H81ZM103 103V102H102ZM100 104V105H103V104ZM107 103V102H106ZM149 103V102H148ZM147 103V104H148ZM219 103V102H218ZM234 103V102H233ZM242 103V102H241ZM10 104V103H9ZM9 104L7 105V106H9ZM16 104V103H15ZM20 104V103H19ZM18 104V105H19ZM44 104V103H43ZM116 104V105H115ZM170 104V105H169ZM171 104H176V106H171ZM215 104H217V103H215ZM220 104V103H219ZM231 104V103H230ZM237 104V103H236ZM3 105H5V104H3ZM11 105H12V103H11ZM10 105V106H11ZM21 105V104H20ZM59 105V104H58ZM80 105V104H79ZM90 105H92V107L89 109L88 107H90ZM149 105V104H148ZM245 105V104H244ZM13 106V105H12ZM16 106H17V104H16ZM54 106H56V105H54ZM87 106V107H86ZM104 106H105V104H104ZM162 106H164L165 108H163ZM170 106V107H169ZM217 106V105H216ZM242 106V105H241ZM240 106V107H241ZM23 107V105H21V108ZM35 107V106H34ZM45 107V106H44ZM53 107V106H52ZM51 107V108H52ZM83 107V106H82ZM218 107H219V105H218ZM221 107V106H220ZM234 107H235V105H234ZM239 107V108H240ZM28 108V107H27ZM26 108V109H27ZM38 108V107H37ZM54 108V107H53ZM224 108V107H223ZM9 109V108H8ZM12 109V108H11ZM24 109V108H23ZM41 109V108H40ZM130 109V110H129ZM165 109V110H164ZM172 109H177V111H178V114L179 115H182L183 117H185V118H187V119H184V121H179L180 122V124H179V122L178 121H176V123L173 125V127L174 128H177V125H178V131L176 130H174V134L172 133V134H170L169 132H167L166 131V133H169L168 135H166V138L164 139V137H163V139H164V141H162V138H160V135H159V138L158 139H161V142H157V143H153V144H157L156 145V147L157 148H155V146H154V148L155 149H153V151H152V153H150V152H146V157L145 156H143L144 155V153L143 152H145L146 150H148L152 145L150 144V141H148L147 140V138L146 137H148L147 136V133H149V134H153V136L155 135V133H157V131H158V133H159V130L161 129V128H164L165 129V127L167 126V125H165L166 124V122L164 121V119H165V117H166V115L165 114H168ZM241 109H243V111H242V113H244L245 111H244V108L242 107ZM2 110V109H1ZM16 110H17V108H16ZM21 109H19V111H20ZM31 110V109H30ZM33 110H35V109H33ZM78 110V109H77ZM129 110V111H128ZM27 111H28V113H30L29 112V109H27ZM26 111V112H27ZM38 111V110H37ZM41 111V110H40ZM140 111V110H139ZM144 111V110H143ZM167 111V112H166ZM222 111H224L223 109H222ZM21 112V111H20ZM23 112H24V110H23ZM22 112V115L24 114ZM67 112H69L68 110H67ZM73 112V111H72ZM82 112H81V114H82ZM91 112V113H90ZM120 112H118V113H120ZM123 112V111H122ZM120 113V114H125V113ZM126 112V113H127ZM141 112V111H140ZM220 112V111H219ZM230 110H228L227 111V113H228V115L230 114ZM241 112V111H240ZM3 112H1V114H2ZM7 113V112H6ZM33 113V112H32ZM101 113V112H100ZM171 113H173V111H171ZM171 113L169 114V115H171ZM239 113V114H238ZM16 114V113H15ZM65 114V113H64ZM64 114H63V116H64ZM67 114V113H66ZM92 114V115H91ZM97 114H98V112H97ZM96 114V115H97ZM103 114V113H102ZM223 114V113H222ZM17 115V114H16ZM19 115V114H18ZM25 116H26V118H27V116L28 115H26V113L24 114ZM37 115H38V113H37ZM45 115V114H44ZM52 115V114H51ZM60 115H62V114H60ZM99 115V114H98ZM104 115V114H103ZM126 115V114H125ZM125 115H123V116H125ZM168 115V116H169ZM46 116V115H45ZM80 116V115H79ZM105 116V115H104ZM121 116V115H120ZM122 116V117H123ZM23 117V116H22ZM33 117H35V116H33ZM37 117V116H36ZM85 117V118H84ZM106 117V116H105ZM121 117V118H122ZM145 117V118H144ZM171 117V116H170ZM245 117V118H244ZM73 118V117H72ZM99 118H102L101 117V114L99 115ZM96 119V120H100V119ZM215 118V117H214ZM245 119L244 121H245V123L244 122H242L241 121V119ZM9 120H1L2 121V123H1V121H0V123H1V125L2 126H4L3 128H7L6 130H8V131H10L11 129H12V120H10V118H8ZM52 119H53V117H52ZM75 119V118H74ZM78 119H80V118H78ZM119 119V118H118ZM145 119V120H144ZM183 119V118H182ZM28 120V119H27ZM56 120V119H55ZM73 120V119H72ZM71 120V121H72ZM114 120V119H113ZM186 120H191V122H186ZM224 120V119H223ZM19 121V120H18ZM22 121V120H21ZM24 121H25V119H24ZM31 121V120H30ZM88 121V120H87ZM91 121V120H90ZM101 121V120H100ZM115 121V120H114ZM130 121V120H129ZM133 121V120H132ZM173 121V120H172ZM209 121V120H208ZM211 121H212V119H211ZM230 121H232V120H230ZM59 122V121H58ZM95 122V121H94ZM94 122H90V124L91 123H93V124H95ZM109 122V121H108ZM108 122H105L104 123V125H106ZM101 123H103V122H101ZM111 123V122H110ZM109 123V124H110ZM133 123V122H132ZM165 123V124H164ZM202 123L204 124V127L202 128ZM217 123V122H216ZM231 123V122H230ZM232 123H234V121H232ZM112 124V123H111ZM129 124V123H128ZM171 124H172V122H171ZM182 124H185L188 128V131H186L187 129H184V127H182ZM209 124V123H208ZM223 124V123H222ZM16 125V124H15ZM27 125V124H26ZM42 125V124H41ZM85 126H86V124H84ZM83 125V126H84ZM104 125L103 126H101V127H104ZM127 125V124H126ZM211 125V124H210ZM209 125V126H210ZM233 125V124H232ZM252 125H253V127H252ZM14 126V125H13ZM30 126V125H29ZM32 127H33V125H31ZM83 126L81 127V128H83ZM107 126V125H106ZM110 126V125H109ZM124 126V125H123ZM169 126V125H168ZM208 126V127H209ZM211 126H213V125H211ZM210 126V127H211ZM235 126V125H234ZM233 126V127H234ZM16 127V126H15ZM59 127H61L60 125H59ZM90 127H91V125H90ZM95 127V126H94ZM129 127V126H128ZM209 127V128H210ZM2 128V127H1ZM3 128H2V130H3ZM18 128V127H17ZM34 128V127H33ZM33 128H31V130L33 129ZM43 128H45V124H44V126H43ZM80 128V127H79ZM86 128V127H85ZM111 128V127H110ZM169 129H170V127H168ZM167 128V129H168ZM236 128H238V127H236ZM16 129V128H15ZM25 129V128H24ZM29 129H30V127H29ZM29 129H28V131H29ZM35 129V128H34ZM206 129V128H205ZM234 129V128H233ZM1 130V129H0ZM21 130V129H20ZM72 130H74V129H72ZM108 130H109V128H108ZM204 130V129H203ZM208 130H211V129H208ZM236 130V129H235ZM239 130V129H238ZM25 131H26V129H25ZM88 130H86V132H87ZM186 131V132H185ZM216 131V130H215ZM221 131V132H220ZM219 132H220V134L221 133H223L222 132V130H220ZM231 131H232V129H231ZM234 131V130H233ZM253 131H254V129H253ZM3 132V131H2ZM19 132V131H18ZM52 132H54V131H52ZM51 132V133H52ZM57 132H58V130H57ZM70 132V131H69ZM106 132V131H105ZM161 132V131H160ZM204 132V131H203ZM206 132V131H205ZM207 132H209V131H207ZM213 132V131H212ZM217 132V131H216ZM235 132V131H234ZM238 132V131H237ZM241 132H243V130L241 131ZM6 133H7V131H6ZM10 133V132H9ZM9 133H8V136H9ZM12 133V132H11ZM28 132L26 131V134H27ZM176 133V134H175ZM210 133H211V131H210ZM210 133H207V134H210ZM215 133V132H214ZM258 133V134H259ZM14 134H15V132H14ZM25 134V135H26ZM75 134V133H74ZM97 134V133H96ZM160 134V133H159ZM219 134V133H218ZM248 134H249V132H248ZM4 135V134H3ZM50 135H52V134H50ZM76 135V134H75ZM94 135V134H93ZM92 135V136H93ZM221 135H224V134H221ZM27 136H28V134H27ZM81 136V135H80ZM98 135H96V137H97ZM216 136H217V133H216ZM248 136V138L249 139H246V140H250L251 138L249 137V135H246V137ZM1 137V136H0ZM6 137H7V135H5V139H6ZM21 137V136H20ZM77 137H79V136H77ZM158 137V136H157ZM206 137H208V136H206ZM211 137V139H213V137H212V135L210 136ZM219 137V139H220V136H218ZM226 137H228V135L226 136ZM232 137V136H231ZM8 138V137H7ZM25 138V137H24ZM23 138V139H24ZM52 137H50V139H51ZM92 138V137H91ZM150 138H152V136L150 137ZM149 138V139H150ZM156 138V137H155ZM188 138V139H187ZM215 138V137H214ZM222 138H223V136H222ZM233 138H234V136H233ZM239 138V137H238ZM245 138V137H244ZM9 139V138H8ZM7 139V140H8ZM53 139V138H52ZM86 139H87V137H86ZM194 139V138H193ZM217 139V138H216ZM227 139V138H226ZM226 139H224L223 141H225ZM229 139H231V138H229ZM237 139V138H236ZM235 139V141H237ZM6 140V141H7ZM89 140V139H88ZM92 140H93V138H92ZM152 140H154V138L152 139ZM152 140H151V142H152ZM215 140V139H214ZM244 140V139H243ZM3 141V140H2ZM1 140H0V143L2 142ZM5 141V142H6ZM42 141V140H41ZM69 141L70 140H68V142L67 143H69ZM73 141V140H72ZM71 141V142H72ZM91 141V140H90ZM160 141V140H159ZM219 141V140H218ZM220 141H222V140H220ZM22 142H23V140H22ZM33 142H35V143H37L36 141H33ZM50 141H48V143H49ZM89 142V141H88ZM93 142V141H92ZM210 142V141H209ZM208 142V143H209ZM214 141H212L211 143H213ZM232 142H234V141H232ZM239 142H240V140H239ZM242 142V141H241ZM240 142V143H241ZM252 142V141H251ZM85 142H83V144H84ZM256 143V142H255ZM259 143H262V142H259ZM22 144V143H21ZM38 144V143H37ZM41 144V143H40ZM46 144V143H45ZM59 144H60V142H59ZM63 144V143H62ZM64 144H66V143H64ZM71 144V143H70ZM214 144V143H213ZM218 144V143H217ZM223 144V143H222ZM224 144H226V143H224ZM244 144H246V143H244ZM11 145L12 144H7L6 146L7 147H5L6 148V151H4L5 153H6V155H8V153H9V151L8 150H10L11 149ZM28 145V144H27ZM36 145V144H35ZM84 145H86V143L84 144ZM113 145H117L116 146V148H114V146ZM173 145V146H172ZM204 145V144H203ZM30 146H32V144L31 145H29V147ZM40 146H41V148H40ZM39 146V144H38V148L39 149H42V145H40ZM47 146H49V144H47ZM46 146V147H47ZM60 146H61V144H60ZM60 146H56L55 148H58V147H60ZM64 146V145H63ZM81 146H82V144H81ZM195 146V147H194ZM207 146H208V144H207ZM211 146H212V144H211ZM222 146H224V145H222ZM222 146H218V147H222ZM256 146V145H255ZM3 147V148H4ZM35 147V146H34ZM46 147H43V149H42V151L44 150H47L48 148H46ZM69 147V146H68ZM136 147H138L137 148V153L136 152H134V150H135V148ZM204 147V146H203ZM226 147V146H225ZM237 147V146H236ZM257 147V146H256ZM264 147V146H263ZM2 148V149H3ZM20 148V147H19ZM44 148H46V149H44ZM61 148V147H60ZM80 148H83V147H80ZM172 148L173 149H175V148H177V150H178V148H179V150L180 151H178V152H176L177 153V156H179L182 160H184V161H186V164H184L185 166H184V168L183 169H181L180 171H178V172H180V176H178V172L176 171L174 174V176H172V175H170V176H172V177H170V178H168L167 179V175L166 174H164L165 176H166V181H165V178L164 177H162L161 175L159 176V175H157V173L154 171V169H155V164L154 163H152V164H147V160H148V158H147V153H150L151 154V156L149 155V158H152L153 160H154V162L155 161H157L159 158L162 160V161H170L168 158V156H169V154L171 153V150H172ZM198 148V147H197ZM213 148V147H212ZM216 148H217V146H216ZM215 148V149H216ZM240 148V147H239ZM8 149V150H7ZM18 149V148H17ZM26 149H28V147H26ZM36 149V148H35ZM59 149V148H58ZM62 149V148H61ZM100 149V148H99ZM99 149H97L96 151H95V155L97 154V152H98V150ZM199 149V148H198ZM207 149V148H206ZM222 149V148H221ZM226 149V148H225ZM246 149V148H245ZM256 149V148H255ZM4 150V149H3ZM15 150V149H14ZM18 150H20V149H18ZM31 150V149H30ZM52 150V149H51ZM65 150V149H64ZM67 150V149H66ZM65 150V151H66ZM80 150V149H79ZM79 150H78V152H79ZM192 150V151H191ZM197 150V149H196ZM252 150V149H251ZM259 150V149H258ZM257 150V151H258ZM2 151V150H1ZM36 151H37V149H36ZM35 151V152H36ZM43 151V152H44ZM49 151H50V149H49ZM58 151V150H57ZM57 151L55 150V153H57ZM60 151H62L63 152V149L62 150H59L58 152H60ZM65 151H64V153H65ZM151 151V150H150ZM158 151V152H157ZM176 151V150H175ZM203 151V150H202ZM201 151V152H202ZM206 151V150H205ZM212 151H213V149H212ZM211 151V152H212ZM220 152H222V153H224V151H221V150H219ZM242 151H243V149H242ZM3 152V151H2ZM2 152L0 153V155L2 154ZM16 152V151H15ZM14 152V153H15ZM23 152V151H22ZM32 152V151H31ZM52 152H53V150H52ZM68 152V151H67ZM219 152V153H220ZM26 153V152H25ZM40 153H42L41 151H40ZM55 153H53V154H55ZM82 153V152H81ZM132 153H133V156H131L132 155ZM172 153H174V155H176L175 154V152H172ZM198 153H200V152H198ZM204 153V152H203ZM212 153H214V152H212ZM222 153H220L221 155H219L218 153V157H215V164H214V169H215V172H217V171H219L218 169H220L221 170V168H222V171L224 170V169H226V168H229L230 166H232L231 164L232 163H234V160H235V152H225L224 154H222ZM248 153H249V151H248ZM252 153V152H251ZM16 154V153H15ZM19 154V153H18ZM21 154V153H20ZM23 154H24V152H23ZM35 154V153H34ZM53 154H51V156H53L54 157V155ZM87 154H88V152H87ZM153 154H156L155 156H153ZM202 154V153H201ZM244 154V153H243ZM3 155H4V153L2 154V157H3ZM11 155V154H10ZM9 155V156H10ZM27 156L25 157V158H27V157H29L28 156V154H26ZM37 155H38V152H37ZM40 155L41 154H39L38 156H39V158H40ZM78 155V154H77ZM85 155H86V153H85ZM89 155V154H88ZM203 155V154H202ZM213 155H216V154H213ZM262 155H264V154H262ZM5 156V155H4ZM9 156H8V158H9ZM20 156V155H19ZM25 156V155H24ZM35 157H36V155H34ZM43 156V155H42ZM74 155H72V158H74L73 157ZM79 156V155H78ZM161 156H162V158H161ZM176 156V157H177ZM201 156V155H200ZM239 156V155H238ZM249 156V155H248ZM1 157V156H0ZM10 157H13L14 158V156L12 155V156H10ZM17 157V156H16ZM47 157V156H46ZM86 157V156H85ZM132 157V158H131ZM174 157V156H173ZM175 157V158H176ZM198 157H199V155H198ZM244 157V156H243ZM7 158V159H8ZM22 158V160H23V158L24 157H21ZM20 157H19V159H21ZM24 158V159H25ZM51 158V157H50ZM77 158V157H76ZM147 158V159H146ZM213 158V157H212ZM240 158V157H239ZM245 158V157H244ZM263 158V157H262ZM1 159V158H0ZM10 159V158H9ZM28 159V158H27ZM36 159V158H35ZM42 159V158H41ZM48 159V158H47ZM80 159V158H79ZM82 159V158H81ZM80 159V160H81ZM173 159V158H172ZM177 159V158H176ZM200 160H203V159H201V158H199ZM3 160V159H2ZM12 159H10V161H11ZM14 160H15V158H14ZM18 160V159H17ZM16 160V161H17ZM31 160V159H30ZM52 160V159H51ZM55 160V159H54ZM67 160H69V159H67ZM75 160V159H74ZM85 160V159H84ZM139 160V161H138ZM6 161V160H5ZM13 161V160H12ZM28 161V160H27ZM32 161H33V159H32ZM32 161H30V162H32ZM37 161V160H36ZM36 161H34V162H36ZM43 161V160H42ZM77 161V160H76ZM86 161V160H85ZM88 161V160H87ZM140 161H142V162H140ZM161 161V162H162ZM208 161H209V158H208ZM247 161V160H246ZM259 161H262L261 159H259ZM22 162H25V160H23ZM21 162V163H22ZM29 162V161H28ZM27 162V163H28ZM34 162H32V163H34ZM47 162H49V161H47ZM51 163H52V161H50ZM61 162V161H60ZM67 162V161H66ZM81 162H83L82 160H81ZM94 162V161H93ZM134 162V163H135ZM159 162H160V160H159ZM176 162V161H175ZM200 162V161H199ZM212 162V161H211ZM221 162V163H220ZM58 163H59V161H58ZM62 163H63V161H62ZM75 163H77V162H75ZM80 163V162H79ZM87 163V162H86ZM130 163V162H129ZM157 163V162H156ZM165 163V165L168 163H166V162H164ZM174 163V162H173ZM177 163V162H176ZM181 163V162H180ZM220 163V164H219ZM252 163V162H251ZM263 163V162H262ZM261 163V164H262ZM10 164V163H9ZM25 164V163H24ZM37 164V163H36ZM46 164V163H45ZM47 164H50V163H47ZM61 164V163H60ZM59 164V165H60ZM64 164V163H63ZM78 164V163H77ZM93 163H91V165H92ZM132 164V163H131ZM171 164V163H170ZM250 164V163H249ZM6 165V164H5ZM4 165V166H5ZM35 165V164H34ZM33 164H32V166H34ZM42 164H41V162H40V165L39 166H36V168L37 167H39L40 168V166H41ZM76 165V164H75ZM130 165V164H129ZM159 165H160V163H159ZM202 165V164H201ZM207 165V164H206ZM15 166V165H14ZM45 166V165H44ZM49 166V165H48ZM58 166V165H57ZM56 166V167H57ZM84 167H87V166H85V165H83ZM167 166V165H166ZM166 166H163V167H166ZM174 166H175V163H174ZM18 167V166H17ZM28 167V166H27ZM55 167V166H54ZM75 167H77V166H75ZM80 167V166H79ZM88 167H89V165H88ZM95 167V166H94ZM118 167V166H117ZM120 167V166H119ZM130 167V166H129ZM160 167V166H159ZM162 167V168H163ZM173 167V166H172ZM250 167V166H249ZM5 168V167H4ZM11 168V167H10ZM16 168V167H15ZM22 168H23V166H22ZM42 168H44V167H42ZM58 168V167H57ZM91 168V167H90ZM7 169H9V167L8 168H6V170ZM33 170H34V168H32ZM45 169H46V167H45ZM45 169H43V170H45ZM48 169H49V167H48ZM48 169H46V170H48ZM51 169V168H50ZM66 169V168H65ZM65 169H60V171H58L57 173L59 174L61 171H63V170H65ZM77 169V168H76ZM85 169V168H84ZM88 169V168H87ZM161 169V168H160ZM165 169V168H164ZM176 169V168H175ZM37 170H38V168H37ZM42 170V169H41ZM80 170V168L78 169V171ZM93 170H91V171H93ZM115 170V169H114ZM136 170V171H135ZM159 170V169H158ZM163 170V169H162ZM1 171V170H0ZM5 171V170H4ZM3 171V172H4ZM9 171V170H8ZM20 172H21V170H19ZM18 171V172H19ZM52 171H53V169H52ZM91 171H88V172H91ZM111 171V170H110ZM116 171V170H115ZM6 172V171H5ZM19 172V173H20ZM37 172V171H36ZM41 172V171H40ZM39 172V173H40ZM46 172V171H45ZM66 172V171H65ZM65 172L64 173H62V174H60V175H67L68 176V174H65ZM71 172V171H70ZM70 172H68L69 174H70ZM75 172V170H73L72 171V173H74ZM80 172V171H79ZM87 172V173H88ZM158 172V171H157ZM161 172V171H160ZM159 172V173H160ZM162 172H164V171H162ZM166 172V171H165ZM219 172H221V171H219ZM6 173H8V172H6ZM53 173V172H52ZM55 173V172H54ZM76 173V172H75ZM82 173V172H81ZM80 173V174H81ZM119 173V172H118ZM168 173V172H167ZM23 174V173H22ZM32 174V173H31ZM30 174V175H31ZM37 173H35V175H36ZM50 174V173H49ZM172 174V173H171ZM228 174V173H227ZM17 175V174H16ZM21 175V174H20ZM40 175V174H39ZM70 175H72V174H70ZM78 175V174H77ZM169 175V174H168ZM37 176H38V174H37ZM41 176V175H40ZM39 176V177H40ZM46 176V175H45ZM49 176V175H48ZM75 176V175H74ZM73 175H72V178L74 177ZM129 176V175H128ZM6 177V176H5ZM18 177V176H17ZM22 177V176H21ZM49 177H51V175L49 176ZM48 177V178H49ZM59 177V176H58ZM57 177V178H58ZM92 177H93V175H92ZM120 177H121V175H120ZM153 177H155V178H153ZM15 178V177H14ZM30 178H32V177H30ZM34 178V177H33ZM61 178V177H60ZM65 178L66 177H64L63 178V180H65ZM69 178V177H68ZM75 178H77V177H74L73 179H75ZM36 179H37V177H36ZM56 179V178H55ZM72 179V180H73ZM127 179V178H126ZM125 179V180H126ZM131 179V178H130ZM136 179V178H135ZM26 180H28V179H26ZM25 180V181H26ZM45 180H46V178H45ZM62 180V181H63ZM70 180V179H69ZM76 180V179H75ZM49 181V180H48ZM55 181V180H54ZM66 181H68V180H66ZM112 181V180H111ZM110 181V182H111ZM135 181V180H134ZM4 181H2V183H3ZM30 182V181H29ZM71 182V181H70ZM70 182H68V183H70ZM76 182H77V180H76ZM35 183V182H34ZM48 183V182H47ZM47 183H46V185L45 186H47ZM51 183V182H50ZM62 183V182H61ZM64 183V182H63ZM80 183V182H79ZM112 183H113V181H112ZM112 183H110V184H112ZM123 183V182H122ZM4 184V183H3ZM2 184V185H3ZM45 184V183H44ZM53 184H56V183H53ZM58 184H60L59 182L57 183V185ZM75 184V183H74ZM97 184V183H96ZM114 184V183H113ZM118 184V183H117ZM131 184V185H130ZM61 185V184H60ZM64 185H65V183H64ZM71 185H73V183L71 184ZM76 185V184H75ZM107 185H109V183L107 184ZM136 186V189H134V188H132V186ZM4 186V185H3ZM8 186V185H7ZM52 187H54L53 185H51ZM96 186V185H95ZM112 186V185H111ZM116 186H118V185H116ZM33 187V186H32ZM35 187H37V186H35ZM49 187H50V185H49ZM63 187V186H62ZM61 187V188H62ZM120 187V186H119ZM255 187H256V185H255ZM1 188V187H0ZM41 188V187H40ZM51 188V187H50ZM55 188H57L56 186H55ZM61 188H59L60 190H61ZM78 188H80V187H78ZM252 188V187H251ZM15 189V188H14ZM33 188H31V190H32ZM44 190H45V187L43 188ZM74 189H75V187H74ZM81 189V188H80ZM112 189V188H111ZM244 189V188H243ZM34 190L36 191L37 189L36 188H34ZM53 190V189H52ZM115 190V189H114ZM250 191L252 190V189H249ZM262 190H263V188H262ZM8 191H9V189H8ZM7 191V192H8ZM38 191V190H37ZM42 191V190H41ZM48 191H49V189H48ZM54 191H56V190H54ZM67 191V194H68V196L66 197V198H64L66 201L68 200V201H71L72 203L74 202L75 203V201L76 200H74V197L72 196L73 194H69V191L68 190H66ZM97 191V190H96ZM259 191H261V189H259ZM52 192V191H51ZM58 192H59V190H58ZM61 192V191H60ZM77 192V191H76ZM83 192V191H82ZM89 192V191H88ZM100 192V191H99ZM98 192V193H99ZM111 192H113V191H111V190H106V191H103V192H101L100 193V199H99V201L102 199L103 201L105 200V201H107L108 200V202L110 201V200H112L111 198H112V196H111ZM242 192H248L249 193V191L248 190H246V189H244ZM44 193V192H43ZM48 193V192H47ZM52 193H54V192H52ZM79 193V192H78ZM78 193H76V195L78 194ZM84 193V192H83ZM57 194V193H56ZM65 194V193H64ZM85 194V193H84ZM87 194V193H86ZM85 194V195H86ZM93 194H94V192H93ZM115 194V193H114ZM264 194V193H263ZM46 195H48V194H46ZM52 195V194H51ZM85 195H83V196H85ZM96 195H97V193H96ZM96 195H94V196H96ZM116 195H117V193H116ZM115 195V196H116ZM249 196H252V198H250V199H253L254 198V196H256L257 194L255 193V191H251L249 194H248ZM259 195V194H258ZM1 196V195H0ZM74 196H75V193H74ZM88 197H89V195H87ZM91 196V195H90ZM118 196V197H119ZM122 196V197H121ZM54 197V196H53ZM57 197V196H56ZM86 197V196H85ZM93 197V196H92ZM91 197V198H92ZM117 197V196H116ZM248 197V196H247ZM246 197V198H247ZM257 197V196H256ZM75 198L76 199H78L76 196H75ZM243 199L245 198V197H242ZM258 198V197H257ZM96 199V198H95ZM116 199V198H115ZM114 199V200H115ZM79 200V199H78ZM81 200H86V199H81ZM81 200H80V202H81ZM114 200H113V202H112V205H113V203H114ZM247 200V199H246ZM249 200V199H248ZM257 200V199H256ZM93 201L94 200H92V203H93ZM96 201V200H95ZM95 201H94V203H95ZM115 201H117V200H115ZM251 201V200H250ZM43 202V203H42ZM91 202V201H90ZM90 202H89V204H90ZM102 202V201H101ZM110 202V203H111ZM244 202H245V200H244ZM254 202H255V200H254ZM93 203V204H94ZM103 203H105V202H103ZM110 203H109V206H112V205H110ZM115 203H117L118 204V202H115ZM114 203V204H115ZM108 204V203H107ZM107 204L105 203V205L103 206L104 208H106L107 207ZM245 204V203H244ZM244 204H242V205H244ZM254 204V203H253ZM12 205V206H11ZM96 205V204H95ZM246 205H247V203H246ZM249 205V204H248ZM251 205V204H250ZM257 205H259L258 203H257ZM260 205H262V206H258V207H261V209H264V202H262V203H260ZM41 206V207H42ZM89 206V205H88ZM100 206H101V204H100ZM101 206V207H102ZM114 206V205H113ZM117 206V205H116ZM254 206V205H253ZM252 206V207H253ZM99 207V206H98ZM102 207V208H103ZM242 207V206H241ZM244 207V206H243ZM255 207V206H254ZM257 207V206H256ZM91 208H92V206H91ZM108 208V207H107ZM124 208H126L125 209V213L123 214L122 213V211H123V209ZM29 209V208H28ZM39 209H41V208H39ZM69 209V210H68ZM101 209V208H100ZM99 209V210H100ZM108 209H110V208H108ZM245 209H249V208H244V210ZM256 209H258V208H256ZM256 209H254V210H256ZM91 210H93V211H91ZM105 210V209H104ZM104 210H100V211H104ZM251 210V209H250ZM2 211V210H1ZM22 211V210H21ZM68 211V212H67ZM246 211V210H245ZM252 211H253V208H252ZM264 210H262V212H263ZM20 212V211H19ZM241 212V213H240ZM250 213H251V211H249ZM254 212V211H253ZM53 213V214H52ZM120 213H121V215L122 216H120ZM247 213H248V211H247ZM254 213H256V212H254ZM264 213V212H263ZM101 214V213H100ZM230 214H232L233 216H234V218L237 220V221H235V219L234 220H232V218H230L231 217V215ZM240 214H242L241 215V217H240ZM20 215V214H19ZM19 215H17V217L19 216ZM133 215V216H132ZM254 215V214H253ZM259 215H262V214H259ZM258 215V216H259ZM16 217V218H17ZM112 217V218H111ZM120 217V218H119ZM240 217V218H239ZM263 217V216H262ZM3 218V217H2ZM29 218V217H28ZM242 218V219H241ZM8 219H10V218H8ZM12 219V218H11ZM19 219V218H18ZM17 219V220H18ZM30 219V218H29ZM246 219V220H245ZM13 220V219H12ZM24 220V219H23ZM249 220V219H248ZM247 220V221H248ZM256 220V219H255ZM254 220V221H255ZM262 220V219H261ZM52 221V222H51ZM253 221V220H252ZM13 223H15L14 221H12ZM21 222V221H20ZM251 222V221H250ZM249 222V223H250ZM258 222V221H257ZM7 223V222H6ZM10 223L11 222H9L8 223V225H10ZM22 224H23V222H21ZM20 223V224H21ZM26 223V222H25ZM229 223V224H228ZM247 224H249L248 222H246ZM252 223V222H251ZM19 224V223H18ZM18 224H16V226H18ZM21 224V225H22ZM33 224V223H32ZM232 224V225H231ZM55 225L57 226V224L55 223ZM23 226V225H22ZM249 226V225H248ZM254 226V225H253ZM252 226V227H253ZM11 227V229H14L15 231H14V233L15 234H13L16 238H17V236L19 237V235H18V233H21L22 235H23V233H22V229H23V227L21 228V230H17V228H12L13 227V225L12 226H10ZM178 227V228H177ZM226 227H228L229 229H227ZM175 228H177L176 230H175ZM234 229H236V228H234ZM34 230H36V227H34ZM33 230V231H34ZM36 230V231H37ZM230 230V231H229ZM232 230H233V228H232ZM238 230V229H237ZM247 230V229H246ZM8 231H10V229L8 230ZM13 231V230H12ZM24 231V230H23ZM35 231V232H36ZM244 231V230H243ZM252 231V230H251ZM4 232V231H3ZM11 232V231H10ZM35 232H34V235H35ZM233 232V231H232ZM236 232H238V233H241L240 234V236L236 239L235 237V235H236ZM11 233H13V232H11ZM252 233V232H251ZM31 234H33V233H31ZM12 235V234H11ZM12 235V236H13ZM33 235V236H34ZM238 235V234H237ZM247 235V234H246ZM13 236V237H14ZM246 237L244 234H242V237ZM249 236V235H248ZM24 237V236H23ZM38 237V236H37ZM250 237V236H249ZM257 237V236H256ZM255 237V238H256ZM262 237H264V236H262ZM22 237H19V238H17L16 239V241H14V243H12L13 244V250H17L18 252H20L19 250H23V249H25L27 246L29 247L31 244H36V242H34L33 240H32V237H31V235L29 234L28 235V237L26 236V238L25 239H21ZM34 238V237H33ZM254 238V237H253ZM252 238V239H253ZM6 239H8V237L6 238ZM10 239V238H9ZM8 239V240H9ZM34 239H36V238H34ZM241 239V238H240ZM240 239H238V240H240ZM243 239V238H242ZM250 240H251V238H249ZM2 240V239H1ZM7 240V241H8ZM12 241L11 242H13V239H11ZM244 240V239H243ZM247 240V239H246ZM245 240V242H247ZM254 240V239H253ZM6 241V240H5ZM6 241V242H7ZM258 241V240H257ZM239 242V241H238ZM243 242V241H242ZM98 243H100V245L99 246H101L99 249L101 250H97L96 249V247H97V245H98ZM241 243V242H240ZM244 243V242H243ZM252 243V242H251ZM255 243H256V241H255ZM259 243V242H258ZM260 245H259V248L258 249H256L257 250V252H255L254 254H256L254 257V259L252 260V261H250L249 263H245V264H264V238H263V241H262V244L261 243H259ZM3 245H4V243H3ZM6 245V244H5ZM4 245V246H5ZM1 247H2V244L0 245ZM3 246V247H4ZM11 246V245H10ZM6 247H7V245H6ZM247 247H249V246H247ZM246 247V250L248 249ZM251 247H252V245H251ZM255 248H256V246H255ZM10 249V248H9ZM245 250V251H246ZM249 251H250V249H248ZM255 250V251H256ZM13 252V251H12ZM250 253V252H249ZM246 254H247V252H246ZM252 254V253H251ZM253 254V255H254ZM28 255V256H27ZM253 255H251V256H253ZM247 257H249V256H247ZM128 259V258H127ZM241 260V259H240Z\"/></svg>",
	"mask_w": 264,
	"mask_h": 264
}]
</instances>
